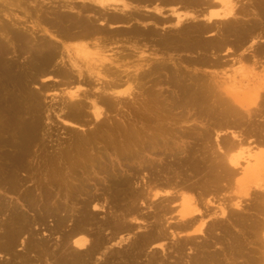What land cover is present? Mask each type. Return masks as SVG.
Returning a JSON list of instances; mask_svg holds the SVG:
<instances>
[{
  "label": "rangeland",
  "instance_id": "1",
  "mask_svg": "<svg viewBox=\"0 0 264 264\" xmlns=\"http://www.w3.org/2000/svg\"><path fill=\"white\" fill-rule=\"evenodd\" d=\"M17 1H19V2H17ZM64 1L65 2L69 1L70 3L71 2L72 3L75 2L76 4H78V3H82L84 1L90 3L91 0H88V1L87 0H73V1L72 0H0V41L3 42V44L1 42V45L4 46V44L6 43L5 47H8V41H9V38H8V27H10V29H12V30H15V29H17L18 25L23 26L24 28H27V30H29V31H32V30L36 29V31H35L36 34L35 35H37L39 37H45L46 39H50L51 41H54L55 43L60 44L62 48H63L64 45L74 46V44H77V42H74V41L73 42L63 41L62 39L57 37L53 32H51L52 29L49 30L45 26V24L42 23L41 20L38 17H36L37 15H39V12H40L38 10H41L42 13L44 12V14H47L49 16L50 14L46 13V12L48 10H51V9H48L50 7V5L52 4L53 6L54 5L56 6V5H59V4L63 3ZM111 1H113V0H111ZM126 1L127 0H117L116 5L121 7V4L123 2L127 3ZM243 2H245V0ZM72 3H71V5H72ZM128 6H129V8L124 9V10H130V8H132V9L134 8L133 10L137 9L141 13H145V14L153 15V13H154L155 15L161 16V17H169V18L170 17H174V15H173V13L171 11L172 9H170L171 8L170 6H167V7L163 8V9H161L160 13L158 11H156V9H153L154 5L153 6L149 5V7H148V6H132V5L129 4ZM67 8L59 7V10L60 11L61 10L62 11H67V12H71V13L77 11V9H72L70 7H69L70 9H67ZM31 11H32V13H31ZM8 15L10 17L12 16L11 18H13V16H15L13 18L14 20L9 18ZM20 17H21V19H19ZM35 18H36V20H35ZM15 20L17 21V25L12 24V23L15 22ZM174 20H175L174 18H173V20L171 18V21H168L169 23H167V22L160 23L159 22L157 24H154V22H151V21H148V20L146 22L142 23V24L138 23V22H135V21H134L135 24H134V22H131L132 25H134L136 27H140L142 29H146L148 27V28L152 29V31H154V32H152L153 40H146V38H140V39L139 38H133V39L112 40V41L107 42L105 44L101 42L99 45H95V46L90 45V49L92 50V53H91V56H89V59H86L87 61L78 59L76 57V55H74V54L72 55L73 58L71 56L70 57L66 56L65 59H64L65 61L63 60L62 64L58 60L56 62L57 64L55 65V68L56 67L63 68V65L65 64L66 68L72 67V69H73V71L71 73H72V77L75 80V82H73V84L70 83L69 84L70 86H68L65 82H61L63 80H61V78L59 76L53 77L52 75L51 76L50 75H47V76H38L37 75V78H36V81H35V79H33V77H31V76L34 75L33 74L34 71H31V69H27V70H24V71H20L19 70L18 63L22 64L24 62L23 64H25L26 61H27V59H26L27 55L25 53L24 54H21V52H18V53L17 52H15V53L14 52L13 53L10 52V53H8V48L2 54H1V52L3 50L0 51V54H1L0 55V64L2 66V67L0 66L1 67V69H0V87H1L0 88V135H1L0 136V140L2 141L4 139V141L0 142V184H1L0 185V201H1V203L4 202V204H6V205L8 203L13 205V202H14V206L19 205V206H16V208L22 210L25 215L28 213L30 215V217H32L33 214L35 216H37L36 214L38 212V215L40 214L41 217L43 218L42 213H41L43 211H40L43 208L41 206L42 202L39 200L41 198H43L45 201H46V199L50 200V204L51 205L59 202V204L63 203V204L60 205V206L64 205L65 208L63 207V209H66L68 206H69L68 209L70 208V211L67 210L68 214L70 212V215H67V217L64 216L63 209L61 208L62 210L61 209L60 210L62 212L60 210L59 211L57 210L58 212L55 213V215H53V216L51 214H45L43 219L40 217L42 219L41 221H43V220L45 221V219H46L45 222H42V223L38 222V223H36V226H35V224H33L31 226V229L33 228L32 230L36 234H39V236L36 235V234H35V236H30V237L33 238V240H32V238H30L32 241H34L35 243L37 242L36 244H34V242L32 244L31 240L29 241L33 245L32 246L29 243L30 245H29L28 250L31 249L32 250V251L30 250L31 252L27 250L24 253H22L23 249H21V247L23 248V243H25L27 241V237H26L28 235L27 232H24V233L20 232V234L17 233V235L15 237V240H13L14 243L12 242V244L10 245V248L8 247V242H7L8 241V238H7L8 235H7V237H6L7 239H6L4 237V236H6V234H4V235L0 234L1 235L0 239H3V241L0 240L1 241L0 246L2 245V242L6 243V245L3 244L1 246V248H3L4 251L6 249V251L5 252H3V251L0 252V264H11V263L12 264H20V263L21 264L22 263L27 264V262H29V264H31V263L32 264H63V262L65 260H67V261H65L64 264H79L80 260H81L80 264H86V263L87 264H117V263L118 264H125V263L126 264H200V263L201 264H231V263L232 264H264V240H263L264 239V234H263V232H264V225H263L264 224V209H263L264 208V206H263L264 205V200H263L264 199V182H263L264 181V176H263L264 173L261 176V179H260L261 181L251 178V179L254 180V182H252V180L250 181L249 177L245 178L243 176L245 179L243 177L242 178L239 177V181L240 182L238 183V185H236V182H234L235 180L226 181L225 180V178H227L226 176H225V178L222 177L223 179L220 178V177H219L220 179L219 178L217 179V177L219 176L218 174L220 173L219 169L221 168V166L217 165L215 163L217 159L220 161L219 158H222V156L220 157L221 154H220V151L218 150V146H216L217 141H219L223 137H226V138L228 137V138L231 139L232 138L231 136H233L232 134L235 131H238V130L239 131H244V134H243V137L245 135V137H244V142L245 143L244 144L245 145L247 144L246 146H244L245 149L247 148L248 145H249L248 148H250L252 146V144L250 145L249 142L250 143L252 142L251 138H253V136L251 137L250 135H251V132L253 133L254 129H252V130L250 129L251 130L250 131V130H248V128H254V126H256V124H258L257 121L261 120V118H259L260 116H258V118H259L258 120H257V118H252L253 120H255L256 124H255L254 121H252V119H250L251 120L250 121L251 122L250 123L251 127H249L247 124H246L247 126L245 124H243V123H246V122H248V124H249V121L244 119V121H246V122L243 121V123H242L243 125L239 126V128L236 126L237 128L236 127H231V129H230L229 128L230 125H229V127H226L227 125L223 126V127H226L228 129L227 130L226 128H221L220 126H218V122H220L221 118L224 119V117H225V120L229 119L230 116L232 117V114L229 117L226 118L227 114L225 113V110H223L221 108V106H220L221 110L224 112L223 113L220 110V108H218L219 106L216 103H213V101H211L213 99H211V100L210 99H206L205 101H203L202 105L198 104V102H197V106H196V102H195V105H194V103H192V101L189 100L188 97L185 98L184 95L180 94L179 91H181V90H179V88L178 89L175 88L174 83L173 84L171 83L172 82L171 79H170L171 77H170L169 74H167L168 72H164V70L159 69L160 71H157V73L155 75H153V76L151 75V76H148L147 78L145 77L144 79H142L141 83H140L139 80H137V78H136L137 81H135L133 79L134 78L133 76H135L138 73H141V71L143 72V70L144 71L147 70L151 66L154 67L153 66L154 64H156L155 66H157L159 63H161V62L163 63L164 62L165 64H167V66L169 65L171 67V66H174L175 62L178 64V61H181L182 58H186V57L188 58V57H193L195 55H198V53L190 54V53H187V52H184V51H177L174 48L170 49L171 47H166V48L162 49V48H160L162 46H159L156 43L157 41L155 39L161 37V35L165 31H168V30L173 28V25L175 24ZM6 24H7V26H5ZM98 24L102 25V22H98ZM139 24H140V26H138ZM141 25H142V27H141ZM263 25H264V23H263ZM29 26H31V27H29ZM119 26H120V28H122V27H124L126 25L118 23V24H114V25H109L108 27H110V28L117 27L118 28ZM145 26H146V28H143ZM3 27H5V28H3ZM33 27H35V28H33ZM28 33H30V32H28ZM210 35H212V34L205 33V34L201 35V39H203V38L205 39V38L209 37ZM32 36H34V35L32 34ZM154 41H155V43H154ZM97 46H99V47H97ZM103 49L106 51L104 53L105 55L102 52V51H104ZM167 49H169V50H167ZM97 50L99 51L98 54L95 53ZM11 51H12V49H11ZM131 51H132V53H131ZM101 53H102V55H101ZM117 54H119V55H117ZM126 54H128V55H126ZM221 54H224L223 55L224 58L227 59V57H228L230 59L229 56H227V55L225 56V52L224 51ZM107 55H110V56L108 57ZM92 56L93 57H98L100 60H104L106 63L108 62V66L110 65V67L113 66V67L117 68V70L115 68H113V70L115 69L117 72L121 71V74L123 73L122 75L119 74L120 75L119 79L122 76V78L120 79V80H122V81H120L122 84H121L120 87L118 86V88H116L117 92H113V95H112V91H107V93L109 94L108 95L107 93H103V92H106L105 90L104 91L100 90V89H102V87H101L102 82L104 83L106 81V79L107 80L108 79L111 80V78L113 76L106 75V77L105 76L104 77H102V76L99 77L98 73L96 74V72L94 73L92 71H87L88 68L91 67L92 63H93L92 67L95 64L99 63L98 61L92 60L91 59ZM121 56H123V57H121ZM70 58H72L71 61H70ZM108 58H109V60H108ZM138 61H139V63H138ZM12 63H14V69L15 70L14 69H10L7 66L8 64L12 65ZM243 64H244V62H243ZM25 65H23L24 69H25ZM182 65L183 66H187V65H185V63H183ZM238 65H239V63H236L232 67H228L226 70H222V72H220L221 69H218L217 71H213L212 69H206V68L201 69V70L198 68L199 69V71H198L197 69L193 70V68H191V67L185 68L184 70H185V74H187V75H185L187 78L188 77H192V75L199 74V73H200V75H201V73H204L203 76L205 75V77H206V76H210L209 73H211V75H212V72H219L218 73L219 75L217 77L214 76L212 78L213 79L216 78L217 81L219 80L221 82V84H223L224 88H227V87L231 88V85L233 84V83H231V80H233V78L235 79V76H237V72L238 71H236V68H237ZM263 66H264V60L263 59L257 61V63L253 62L252 60L248 61V62L245 61L243 69H245L247 72L249 71L250 73L248 72L244 76L247 79H249V77L251 78L253 76L254 79L253 78H251V79H253L254 81L256 80L257 82H259L260 80L264 81V71H263L264 67ZM3 67H5V68H3ZM15 67H18V68H15ZM179 67L181 68V66H179ZM171 68H172L171 70H173V67H171ZM246 68H248V69H246ZM122 70H123V72H122ZM14 71L16 72V76L17 77L15 76ZM2 73H4V74H2ZM102 74H104V73H102ZM113 74H115V73H113ZM190 74H192V75H190ZM129 75H131L132 77L129 76ZM157 75L159 76L158 78L156 77ZM222 76H223V78H222ZM19 77H20V79L18 81ZM56 77H58V78H56ZM162 77H163V79H162ZM246 78L243 77V79H246ZM167 79H169L171 81V82L170 81L169 82L172 85H170V83L168 82ZM101 80H102V82H101ZM123 80H126V81L129 80V82L128 83L127 82L123 83ZM253 80H251V81H253ZM155 81H157V82L159 81V83H157ZM166 82H168V84ZM222 82H225V83H222ZM71 84H72V86H71ZM141 84H143V86H141ZM43 86L44 87L47 86L48 88L50 87V90H48L47 87L44 88ZM67 87H69V88H67ZM99 87H101V88H99ZM223 87H222V89L218 88L216 90H222L223 91V89H224ZM46 88H47V90H46ZM4 89H6V90H4ZM25 89H26V91H24ZM177 90H179L178 94H177ZM45 91H47V92H45ZM74 91H77V94H79V95H77L78 96L77 98L74 96V99H73V97H71L70 95ZM113 91H115V89ZM25 92H26V94H25ZM79 92H81V93H79ZM83 92H85V93H83ZM169 94H171V96ZM102 95L107 97V98H109V96H110V99H111V96H112V98L114 97L112 100H114V107L115 108L114 107H107V106H105V104L103 106V103H101V101H100L101 99H99V97L101 98ZM33 96L35 98H32ZM115 96H116V98H115ZM142 97H144V98H142ZM120 98H121V100H120ZM145 98H146V100H145ZM73 100H74V102H72ZM176 100L178 102H180V100H181L183 102V104H182V102L178 103ZM120 101H122V102H120ZM34 102H36V103H34ZM71 102H72V104H71ZM73 103L76 106V109H75V106H73ZM263 103H264V100L261 101V104H262L263 110H264V104ZM185 105H187V106H185ZM209 105H210V107H209ZM31 106H33V107L31 108ZM83 106H84V108H83ZM182 106H183V108H182ZM163 107L165 108L166 111H164ZM80 108H82L80 110V112H77V111H79ZM173 108H175V109H173ZM217 108H218V111H217ZM35 109H37V110H35ZM111 110H113V111H111ZM170 110H172L171 113H169ZM9 111H10V113H9ZM70 111H72V112L70 113ZM34 112H35V114H34ZM218 112H220V113H218ZM195 113H196V115H195ZM75 114L77 115V117L79 115L81 117L80 119H82V117H83V119L88 120L87 122H86V120H84L87 124L82 120V123L84 122V125L81 126L82 123L80 124V123H77V122H74V121H69L66 118L69 115L75 116ZM103 114H105V115H103ZM119 114H120V116H119ZM154 114H156V115H154ZM170 114H172V115H170ZM174 114H176V115L174 116ZM222 114L223 115L225 114V116L223 117ZM136 115H138V116H136ZM165 115H167V116H165ZM181 115L183 117H181ZM104 116L107 117L104 120H106V121H108L110 123L105 122V124L107 123L106 126L105 127L103 126L102 128H101V126H99V130L97 128H94L95 127L94 124H96L98 122V120H101L100 118H102ZM220 116H221V118H220ZM10 117H12V118H10ZM117 117H118V119H117ZM177 117H178V119H181V120H178ZM34 118H35V120H34ZM170 118H171V120H170ZM22 120H23V122H22ZM119 120H120V122H119ZM216 121H217V124H215ZM27 122L28 123L31 122V124H28ZM32 122L33 123L35 122V124H33ZM16 123H18V124H16ZM20 123L22 124V126H20L21 129L18 127ZM26 123H27V125H26ZM36 123H37V125L39 124L38 128H35V126H34V125H36ZM119 123H120V125H119ZM23 124H25V126ZM111 124H113V125L111 126ZM122 124L125 125V127L126 126L128 127V128L127 127L125 128L123 126V129L125 128L127 132H123V129L121 130V128H119ZM229 124H231V126L233 125L232 122H230ZM118 125H119V127H118ZM252 125H253V127H252ZM152 126L154 128L156 127L155 130H154V128ZM162 126H164V127H162ZM33 127L35 129H37V130L39 129V132L37 130L36 131L32 130ZM129 127H131V128H129ZM135 127L136 128L138 127V128L136 129ZM245 127H246V129H244ZM22 128L23 129L26 128V131L28 130V133L29 132H31V133H29V134L27 133V135H25L24 133H22L23 131H25V130H22ZM91 128H92V130L95 129L96 131L98 130L99 132L97 131V133L94 134V132H96V131L94 130V132H92ZM100 128H101V130L104 129L107 132L101 133ZM118 128L120 130H118ZM159 128L162 129V132L159 131V135H160V137L162 139L158 137V142L160 140L162 141L163 138L165 137L166 139H168L167 141H169V142H167V144L169 143L168 144L169 147H173V146L176 147L177 146L176 148H177L178 152H176V148L175 147H174V151H170V149L165 148V150L167 149L166 152H165L163 142L160 141L159 142L160 144H158V142L155 141L157 143L152 142V144H153V146L156 144V148L157 149L158 148L161 149V151L159 149L156 150L157 151L156 153H159V154H155V153L148 154V153H146L145 156H144L145 152H142L143 151L142 149L147 145L148 142H149V144H151L152 138L154 140H157L156 138L158 136L157 133H158V129ZM156 129H157V131H156ZM29 130H32L33 132L29 131ZM81 130H82V132H81ZM111 130H113V132ZM201 130H203V131H201ZM205 130L207 131L208 134L211 133L210 134L211 137L209 136V138H207V139H206V137H204V139L206 141L202 137L203 134H206ZM19 131L22 134L18 133ZM90 131L93 133V137L94 136H98V138L97 137L96 138L95 137L92 138V136H91L92 134H90L91 133ZM130 131H131V133H129ZM135 131L138 132V135H136L137 132L135 134ZM140 131H142V132H140ZM239 131L237 133H239ZM70 132H72V133H70ZM83 132H85V133H83ZM144 132H145V134H144ZM165 132L168 133V134H166ZM196 132L199 133L200 136ZM203 132H205V133H203ZM248 132H250V134ZM81 133H82V135L87 134V135H84V137L85 136L86 137L90 136V138L93 139V140H90L88 138L89 140L88 141L86 140L84 142V144H86L85 146H84V144H81V142H79V144H78V140L76 138H79V141L81 140V138L83 139V141L85 139H87L86 137L83 138V136H81ZM132 133L134 135H132ZM37 134H38V136H36ZM102 134H104V135H102ZM108 134H110V136ZM129 134H131L132 136L136 135L137 137L138 136H140V137L137 138L135 136L133 138ZM230 134H231V136H230ZM28 135H29L30 138L28 137ZM148 135H152V137L151 136L148 137ZM153 135L156 138H154ZM162 135H164V136L162 137ZM32 137H33V140L35 139V141H37V144L35 143L36 145L34 144L35 141L32 140ZM74 137H75V139H74ZM200 137L205 142H203L201 139L198 140V138H200ZM22 138H26L25 140H27V141H29V139H30V141L32 140L31 142L35 146L34 150L30 149L31 147H33L32 143L29 144L27 141H25V142H27L26 145L22 144V143H25ZM114 138L117 139V140L115 141ZM135 138H137V139H135ZM148 138L150 139V141H149ZM165 138H164V140H166ZM245 138H247V139L245 140ZM133 139H135L136 141L133 140ZM138 139H141L140 143H143L142 145H140L138 143L140 141ZM21 140H22V142L20 143ZM198 141H199V143H198ZM93 143L94 144L96 143L95 146L97 148L94 146ZM97 143H99V145ZM112 143H113V145H111ZM135 143H137L138 145L135 144ZM161 143H162V145H161ZM28 144H29L28 150L32 154H30L29 152H25V153L22 152L23 149H25L24 151H27V149H26L27 147H25V148H21V147L27 146ZM88 144H90L89 145L90 147H87ZM22 145H24V146H22ZM139 145H140V147H143V148L139 149L138 148ZM143 145H145V146H143ZM158 145H161L162 148H160V146H158ZM203 145L204 146L206 145V146L204 147ZM15 146H16V148H15ZM77 146H78V148H77ZM79 146H80V149L82 151L86 150L85 152H88L87 154L89 156L91 155L89 157V161L88 162L86 161L88 159L82 158L83 155H81L82 153H80L81 150L79 149ZM83 147H84V149H83ZM85 147H87L88 150ZM124 147H126V148H124ZM179 147H181L182 150ZM95 148H96L97 151L95 150ZM128 148H130V149L128 150ZM21 149H22V151H20ZM71 149H73V151ZM74 149H76V150H74ZM78 149L80 151H77ZM155 149H154V152H155ZM103 150H105L107 152V154H108L107 156L108 157H104V156H106V154H105L106 152L103 153ZM131 150H132V152H131ZM137 150H140V151H138V153L139 152L143 153V154H139L140 156H142V155L144 156V157L142 156L143 160H144L145 157H146L145 160H147V162L151 160L150 162L152 163V165H151L150 169H147L145 171H143V170L141 171L140 169H139L140 171L138 170V168H141V167H139L141 165L137 161V159L135 158V156L137 155V153H136ZM168 150H169V153H168ZM34 151H36V152H34ZM84 151H83V153H84ZM133 151H135V154H134ZM74 152L77 155L80 154L82 156L81 157L79 155L80 156L79 157V156L75 155V156H77L78 160H81L80 162L84 163L86 161L85 162L86 164L84 163L83 166H84V168L88 167V169L83 171L84 168L81 167L82 163L80 164L79 161H77V163H75L76 162V157L74 156V154H75ZM77 152H79V153H77ZM116 152H119V153H116ZM148 152H149V150H148ZM172 152H174L175 154L172 153ZM18 153L19 154L22 153V158L20 157L21 154L19 155ZM62 153L66 154L68 156L61 155ZM68 153H70L71 155L68 154ZM101 153L104 154L103 157L101 156V155H103ZM123 153H124V156L126 154L127 157L125 156V158H124L123 157ZM129 153H130V156L128 155ZM206 153H207V155H206ZM216 153H218V157H219V158L217 157V159H216V155L214 157V154H216ZM14 154H16V155H14ZM24 154L25 155L28 154V156L25 157ZM35 154H37V155H35ZM59 154H60V156H59ZM87 154H85V156ZM98 154H99L100 159H102L101 161H103L104 159L106 160V158H108L106 160L107 161L106 168L103 167L104 166L103 164H106V162H104L105 160L103 161L102 164L101 163L99 164V162H100L99 160L100 159H98V156H97ZM9 155H11V156H9ZM38 155H39V159H38ZM69 155L72 156V157L68 158V157H70ZM197 155H198V157H197ZM210 155H212L213 157L211 158ZM128 156L129 157L132 156L133 159L135 158L134 161H133L132 158H130V159H132L131 161L128 160L129 159ZM194 156L197 157L196 159H197L198 162L195 160ZM15 158H16V160L18 158L21 160V161L19 160V162H21V165L23 164L22 167L25 170L21 167L20 163L17 162L18 160L17 161L15 160ZM50 158L53 161V163L50 160ZM62 158L64 159V161H62L63 160ZM66 158H67V160H66ZM93 158L95 159V161L96 160H98V161L97 162L93 161L94 160ZM122 158H124L126 160H124ZM56 159H57V162L55 161ZM84 159H86V160H84ZM213 159H214L215 162H212ZM25 161L26 162L28 161V162L25 164ZM73 161H74V163H73ZM90 161L94 165H97L96 166L97 169L95 168V166L92 163L91 164H87ZM121 161H122V163H121ZM48 162H49V164H52L51 165L52 167L48 164ZM59 162L62 163L63 167L60 165ZM108 162H110V163L112 162V163L108 164ZM127 162L129 164H127ZM96 163H98L100 166L102 165V167L106 171H104V169H102ZM123 163H126L127 165L126 164L123 165ZM214 163H215L216 166L214 165ZM217 163H218V161H217ZM24 164L28 165V166H25ZM120 164L123 165V166H121ZM108 165H110L111 168ZM182 165H184V166H182ZM11 166H12V168H11ZM48 166H49L50 170H49ZM53 166H54L55 170H54ZM91 166H92V168H91ZM107 166L109 167V169H107ZM114 166L116 167L115 171L113 170ZM202 166H203V168H202ZM27 167L29 168V170L27 169ZM135 167H137V170L140 173L136 172L137 170H136ZM20 168H21V170H20ZM69 168H70V170H68ZM100 168H101L102 174H101V171L98 172L100 170ZM133 168L136 171H134ZM170 168H172V169L170 170ZM177 168H179V169H177ZM208 168H210V169L212 168V169L209 170ZM56 169L57 170L60 169L59 170V172H60L59 174H58V171ZM89 169H90L91 172H93L91 174V176L87 173V172H89V171H87ZM95 169H96V171H95ZM129 169H130V171H129ZM174 169H176V170H174ZM9 170H10V172H9ZM52 170L54 171V173L52 172ZM74 170H76V172ZM108 170H109V172H107ZM197 170H198V172H196ZM70 171H72V172H70ZM112 171H113L112 175H114L115 177L119 176L118 174L121 172L120 173L121 174L120 177L124 178V179H121V185L122 186L119 189H121L123 186L125 188L123 187L121 190L118 189L119 192H121V193H119L117 188H116L117 186L119 187L120 182H118L119 184L116 183L117 186H114V183L116 182V181L114 182V180L112 179L114 176L109 175L110 172L112 173ZM201 171H204L205 173H203ZM51 172L53 173V177H51L52 176ZM78 172H80V173H78ZM84 172H86V173H84ZM103 172H105V174ZM116 172L118 173L117 176L115 175ZM135 172L137 173V175L133 178L131 174L135 173ZM13 173H15V174H13ZM75 173L79 174V175L81 174L80 175L81 177L77 175L78 178H76L77 176H76ZM172 173H174V174H172ZM56 174L58 176L59 175L60 176L58 177ZM106 174H108V175H106ZM123 174H125V176ZM222 174H223V172H222ZM15 175H17L18 178L15 177ZM103 175L106 176L107 178L103 177ZM168 175H169V177H168ZM141 176H142V179H141ZM154 176H156V177H154ZM239 176H242V175H239ZM9 177H10V179H9ZM19 177H20V181H19ZM73 177H75V180L78 179L77 182L72 180ZM79 177H80L81 180L79 179ZM109 177L113 180V184L110 183L111 185L110 184L107 185ZM115 177H114V179H115ZM126 177H129L130 183L132 181L131 186H130V184H128L130 187H127V188L125 186V185H127L126 184L127 183V178ZM131 177H132V179H131ZM21 178H22L23 182L21 181ZM117 178H118V181H120V178L119 177H117ZM117 178L115 180H117ZM148 178H150L151 181H150V179L148 180ZM11 179H13V180H11ZM38 179H39V181H38ZM48 179H50V181ZM111 179L109 180V182L111 181ZM179 179H180V181H179ZM10 180H11V184H8V183H10ZM67 180L70 183L69 185H71V187L73 186V184L75 185L77 191L76 190L74 191L75 187L72 189L70 186H67L68 185ZM165 180H167V181H165ZM170 180L172 182V183L170 182L172 185H171V187H168L167 190L168 189H170V190L173 189L172 192L174 194L177 192L176 196L174 195L172 197V201L174 200L173 203L175 201H176V203L169 204V203H172L171 201H169V203L168 202H162L161 204L164 205L166 208H169V209L170 208L174 209L173 207H175V209H177L178 206H179L177 204H179V200L181 201V199H179V198H181V195L179 193L182 190V194L184 196H187L188 198L190 197L192 199V201H194V202L197 201L196 205H198L197 207L200 210H199V212L197 213L196 216L199 217L201 215L203 217V220L205 222L204 226H203L205 235L203 233H196L195 235L193 234L192 236H186L184 234L181 235V233L177 234V231H175V230H173V228H171L172 225L175 224L177 219H176V221L174 220L175 218L174 219L172 218L174 221L172 219H170V218H168L170 220H166L165 219L166 217H170L171 216L170 213H168V215L166 217L160 218V220L162 222L160 221L161 223H160V225H158V227H160V229L162 231V232L160 231L162 233L161 239L159 241L158 240L157 241L156 240H153V241L151 240V242H147L146 241L145 243H143L142 240L143 241L146 240V238L144 236H147V234H144V236H143V233H146V232L149 233L150 232L151 235L156 233V232L153 231L154 223L152 221H154V220H152V219L155 218L154 217L155 216L154 213L157 212V209H155V208H158L157 205H159V203L157 204V201L161 197H163L164 193L163 194L161 193L162 196L158 195L157 197H155L156 199H154V198L151 199L152 196L148 195V197H150V199H149L147 197V195H146L148 200L146 199L147 201L145 200V203H143V204L141 203V201L137 202L132 197L130 198L129 195L131 194V191H132V193H134V191L138 190L139 188L140 189L142 188V190H140V191L145 190V182H149L150 181L151 185L152 184H158L161 187L164 184V182H169ZM12 181L14 183L16 182V185H17L16 187L17 188L13 189L12 187H14V186H11V189L9 188L10 185L13 184ZM71 181L73 182V184H71ZM154 182H156V183H154ZM203 182H204V184L205 183L206 184L204 185ZM88 183H90V184H88ZM176 183H178V186L180 184V186L178 187ZM13 185H15V184H13ZM62 186H64L63 189L61 188ZM78 186L80 188L77 189ZM107 186L109 188H107ZM238 186H240L241 188L238 187ZM69 187L73 191H70ZM160 187H157L156 189L161 190L162 188L160 189ZM66 188H67L68 192H73L74 194L68 193L66 191ZM87 188H88V190H90L89 194L86 193L88 196L86 194L83 195V193H81L79 191L81 189L82 192H83V190H84V192H86L85 190H87ZM129 188L130 189L133 188V189L130 190ZM177 188H179L178 190H180V191H177ZM12 189H13V192H12ZM27 190H29V191H27ZM40 190H43V193ZM126 190L127 191L129 190L130 194H128L129 192L126 194L125 193ZM162 190L160 192H162ZM248 190H250V191H248ZM33 191H34V193L36 195L35 194L33 195ZM47 192H48V196H49V193H50V195H53V196H49V198L51 197L50 199L46 197L47 196ZM110 192H111V194H110ZM160 192H159V194H160ZM25 193H26V197H27L28 194H30L29 196H31V195L32 196L31 197L28 196L26 198L25 197ZM44 193L46 195H43ZM60 193H61V195H60ZM80 193L82 195H80ZM173 193H171V194H173ZM233 193H235V194H233ZM20 194H21V196H20ZM22 194H24L23 196L25 197L26 200L23 199V201H22ZM70 194L73 195V196L75 195L76 198L73 197V196H72L73 198L70 197L74 201L73 200L71 201V199H69V195ZM121 194L123 196H121ZM178 194L180 195V197H179ZM235 195H237V196H235ZM260 195H262V196H260ZM65 196H66V198H65ZM117 196H118V198H117ZM126 196H127V198L129 196V198L127 199ZM201 196H203V198ZM32 197H35V198H33L32 201L34 203L35 202L37 203V205L34 204V205H36L35 207L37 209H39L38 208L39 205L42 207V208L39 209V211H36L37 209H33V206H34L33 202H30V205L32 204L31 205L32 209L30 207H28V205H26V203L29 204L28 201H31ZM37 197H39V198H37ZM176 197H179V198L175 199ZM193 198H194V200H193ZM205 198L207 200H209V201H206ZM233 198H234V200H233ZM256 198H258V199H256ZM68 199L70 200V202H69ZM95 199H97V200H95ZM123 199L125 200V203H124ZM132 199H133V201H132L133 203H131ZM48 200H47V202H49ZM55 200H57V201H55ZM152 200L154 202H156V203L153 202V204L149 208L148 206L151 204L150 202H152ZM160 200H162V198ZM238 200H240L239 201L240 205L237 208V206H234V205H236ZM45 201L43 202L44 204H46ZM53 201H55V202H53ZM259 201L261 203H259ZM71 202H72V204L74 202V205H72ZM126 202H128V203H126ZM242 202H244V203H242ZM81 203H82V205H81ZM87 203L89 204V206H88ZM125 204H127V206H125ZM128 204H129L130 207H132V205H133V207H135L134 205H136V208L139 207L140 210H141V213L144 214L143 215L144 218L145 217L146 218L145 219L143 218L144 219L143 221H140V220H136V221L135 220H130L129 221L128 218L124 219L122 217L123 213L125 211L124 208L125 207L128 208ZM155 204H157V205L155 206ZM55 205H57V204H55ZM172 205H173V207H172ZM152 206H153V208H152ZM240 206H241L242 210H241ZM82 207H84V209ZM221 207L224 208V209H222ZM258 208L259 209L261 208L260 211H258L259 210ZM151 209H155V211L151 210ZM32 210H33L34 213L32 212ZM80 210H81V212H80ZM222 211H224V214L222 213ZM241 211H243V212H241ZM261 211H262V213H261ZM151 212H153V213H151ZM172 212H173V215H174L175 212L174 211H172ZM4 213H6V212L3 211V214L1 213V215H0V228H2V226L4 227V225H6L5 222L8 221V219L6 218V214L7 213L6 214H4ZM60 213L63 214V215H61ZM147 213H150V215H148ZM238 213H240V214L238 215ZM242 215H244V216H242ZM57 217L59 218L58 220H57ZM220 217H222V218H220ZM52 218L57 220V221H60L63 218V222H62V220L60 222H62V224L64 226H62L61 223H60L61 229H60V227L58 228L59 224L55 220H54L55 221L54 222ZM95 218H96V220H95ZM239 219H240V221H238ZM244 219H245V221H244ZM260 219H262V220H260ZM255 220L258 221V223H259V226H257V227H253V226H255V224L256 225L258 224V223L255 222ZM211 221H213V222H211ZM246 221H247V223H246ZM250 221H251V223H250ZM105 222H106V224H105ZM109 222H110V224H109ZM137 222L140 223V224H138ZM53 223H54V225H53ZM91 223H93V224H91ZM166 223H167V225H165ZM220 223H222V224H220ZM253 223H255V224H253ZM37 224L38 225L41 224V225L38 226ZM210 224H212V225H210ZM55 225L57 226V228L55 227L57 230L54 228ZM125 225L128 226V227H131L132 228L131 229L132 232L130 231L129 234H126L125 232H121V230L124 227H126ZM221 225H222V227H221ZM98 226L101 227V231H100V227H98ZM147 227H148V229H147ZM215 227H216V229H215ZM48 228H50V229H48ZM71 228L72 229L73 228L87 229V231L90 232V234L88 232V235H90L89 238L90 239L93 238L95 241L93 239H91V240H93L94 243L97 242L96 241V239H97L96 236L99 237L100 239H104L105 236L106 237L109 236V234L111 232H113V233L116 232L118 234L113 238L115 240L112 239L113 241H110L107 244V249L104 248V250H102L99 254L91 255L92 252L91 253H85V251H83L81 249H78V248L75 249L76 247L73 244H69V246L67 248L68 250L64 246H62V239L65 236V234H67L66 231L70 230ZM111 228H113L114 230L116 228L118 231H116V230L114 231L113 229H112L113 231H111ZM35 229H37V232H36ZM168 229H169V231H168ZM221 229L223 231H221ZM97 230H99V231H97ZM226 231H228V232H226ZM34 232H32V235H33ZM64 232H65V234H64ZM93 232H95V233H93ZM172 232H174V234H172ZM100 233H102L103 235L100 234ZM161 233H160V235H161ZM150 236H148L147 239H149ZM3 237L5 238V241H4ZM17 237L19 238V240H17L18 242L16 241V239H18ZM46 238L48 240H46ZM189 238H190V240H189ZM134 239H135V241H134ZM23 240H24V242H23ZM42 240H46L47 242L44 241L45 243H42L43 242ZM137 240H138L137 243H139L138 245L142 246L144 244L142 246V248L136 246L137 245V243H136ZM187 240H188V242H187ZM133 241H134V243H133ZM148 241H150V240H148ZM189 241H190V243H189ZM57 242H59V247H55V246H58ZM93 242L91 241V245L94 244ZM149 243H151V244H149ZM43 244H45V245H43ZM41 245H43V246H41ZM71 245L73 246V248H72ZM196 245L199 248H197ZM200 245H202L203 247L201 246L202 247L201 248ZM207 245L209 247H207ZM44 246H45V248H44ZM46 246H48V248ZM55 248L59 249L57 254H53V253H55V251H57ZM131 248H132V250H131ZM10 249H11V251L7 252V250H10ZM44 249L47 250L46 253H44L45 252ZM62 249H63V251H62ZM71 249L74 250V252H76L77 250L80 253L83 252L82 253L83 256L81 257L82 254H78V253L75 255V253H73V251ZM68 251L70 252V254H68L69 253ZM118 251H119V255L121 254L120 255L121 257L118 255ZM26 252H28V253H26ZM32 252H34L35 255ZM25 253H26V255L29 254V255H27V258L31 257L29 259L30 261L29 260L26 261L27 259H24V257H26V256H21V255H24ZM71 253L74 254V257L77 260L74 259V261H73L70 258L72 256L69 257V255H71ZM37 254H38L39 257L41 256L40 258H43V259H40L39 257H37ZM54 255H55V257H54ZM79 255H80V257H78ZM90 255H91L92 258L90 257ZM87 256L89 258H91V259L89 260V258H87ZM61 257H62V259H61ZM66 257H67V259H66ZM37 258H39L40 260L37 259ZM50 258H51V260H50ZM19 259H20L21 262L19 261ZM31 259H33L34 262ZM84 260H86L85 261L86 263L84 262ZM148 260H150L151 262L148 261ZM35 261H37V262H35ZM119 262H121V263H119Z\"/></svg>",
  "mask_w": 264,
  "mask_h": 264
},
{
  "label": "bare ground",
  "instance_id": "2",
  "mask_svg": "<svg viewBox=\"0 0 264 264\" xmlns=\"http://www.w3.org/2000/svg\"><path fill=\"white\" fill-rule=\"evenodd\" d=\"M73 1V0H72ZM88 1V0H87ZM242 1V2H241ZM127 0L126 2L127 3H122L121 4V7H119L118 5H116V2H117V0H113V1H111V0H91L90 1V3L89 2H86V1H84V2H82V3H78V4H76L75 2H71L72 3V5H71V3L69 2V1H64L63 3H61V4H59V5H50V7L48 8V9H51V10H48L46 13H49L50 15L48 16L47 14H44V12L42 13L41 12V10H38L36 7V9L38 10V11H40L39 12V15H37L36 17H38L40 20H41V22L42 23H44L45 24V26L50 30V29H52V31L51 32H53L57 37H59L60 39H62L63 41H70V42H77V44H74V46H71V45H64L63 46V48L61 47V45L60 44H58V43H55L54 41H51L50 39H46L45 37H39V36H37V35H35L36 34V29H34V30H32V31H29V30H27V28H24L23 26H20V25H18V27H17V29H15V30H12V29H10V27H8V38H9V41H8V47H5L6 45V43L4 44V46L3 45H1V42L2 41H0V51L1 50H3L2 52H1V54L8 48V53H10V52H21V54H26L27 56H26V59H27V61H26V65L25 64H19L18 63V67H19V70L20 71H24V70H27V69H31V71H34L33 72V76H31V77H33V79H35V81H36V78H37V75L38 76H47V75H52L53 77H55V76H59L60 78H61V80H63V81H61V82H65L68 86H70L69 84L70 83H72L73 84V82H75V80L73 79V77H72V71H73V69H72V67H69V68H66L65 67V64L63 65V68H59V67H56L55 68V65L57 64L56 62L59 60V62L62 64L63 63V60L65 59V57L67 56V57H72V55L74 54V55H76V57L78 58V59H80V60H84V61H87L86 59H89V56H91V53H92V50L90 49V45H92V46H95V45H99L101 42L102 43H107V42H110V41H112V40H120V39H133V38H146V40H153V34H152V32H154V31H152V29H150V28H146V26L145 27H143V28H146V29H142V28H140V27H136V26H134V25H132V23L131 22H138V23H144V22H146L147 20L148 21H151V22H154V24H157V23H165V22H167V23H169L168 21H171V18H172V20H173V18L175 19L174 20V22H175V24L173 25L172 23V25H173V28L172 29H170V30H168V31H165L162 35H161V37H159V38H157V39H155L157 42V44L159 45V46H162V47H160V48H162V49H164V48H166V47H171L170 49H176L177 51H184V52H187V53H190V54H192V53H198V55H195V56H193V57H186V58H182V60L181 61H178V64L175 62V64H174V66H171V67H173V70H171L172 68L168 65L167 66V64H165L164 62L162 63H159L157 66H155L156 64H154L153 66L154 67H150V68H148L147 70H143V72L141 71V73H138V74H136L135 76H133L134 78V80L135 81H137V80H139L140 81V83L142 82L141 80L142 79H144L145 77L147 78L148 76H153V75H155L156 73H157V71H160L159 69H161V70H164V72H168L167 74H169L170 75V79H171V81L169 80V79H167L168 80V82L170 81L172 84L174 83V86H175V88H179V90H181V91H179V90H177V94L180 92V94H182V95H184V97L186 98V97H188L189 98V100H191L192 101V103H194V105H195V102H196V106H197V102H198V104H203V101H205L206 99H213V100H211V101H213V103H216L219 107L218 108H220V106H221V108L223 109V110H225V113L228 115H226V118L227 117H229L231 114H232V117L230 116V118L229 119H226L225 120V114L223 115V117H224V119L223 118H221V116H220V122H218V126H220L221 128H226V127H229V125H230V129H231V127H238L239 128V126H241V125H243V124H247L249 127H251V120L250 119H252V118H257V120L259 119V118H261V120H256L257 122H258V124H256V122H255V120H253L252 119V121H254L255 122V124H256V126H254V128H248V130H252V129H254V131H253V133L251 132V137L253 136V138H251L252 139V142L250 143L249 142V144L251 145L252 144V146L250 147V148H248V146H247V148L245 149V147L244 146H246L244 143V137H245V135H244V137H243V134H244V131H239V133H237L238 131H235V132H233V136H231V134H230V136L232 137L231 139L230 138H226V137H223L222 139H220L219 141H217V144H216V146H218V150L220 151V157L222 156V158H219L218 157V153H216V154H214V157H215V155H216V159H217V157L220 159V161L217 159L216 160V162L214 161V159H213V161L212 162H215L217 165H220L221 166V168L219 169V171H220V173L218 174L219 176L217 177V179L220 177V178H222V177H224L225 178V176L227 177V178H225V180L226 181H231V180H235L234 182H236V185H238V183L240 182L239 181V177L240 178H242L243 176L245 177V178H247V177H249V179H250V181L252 180V182H254V180L253 179H256V180H259V181H261L260 179H261V176H262V174L264 173L263 171H264V110H263V106H262V104H261V101L262 100H264V81H259V82H257L256 80V82L253 80L254 79V77L252 76L251 78H253V79H251L250 77H249V79H247L244 75H246V73H248L245 69H243V66H244V64H245V61L246 62H248V61H253V62H256L257 63V61H259V60H261V59H263L264 60V25H263V23H264V0H245V2H243L244 0ZM12 2V1H11ZM17 2H19V1H17ZM38 2V1H37ZM80 2V1H79ZM94 3V4H93ZM13 4V3H12ZM132 5V6H148L149 7V5H151V6H153V9H156V11H158L159 13L161 12V9H163V8H165V7H167V6H170L171 8L170 9H172L171 11H172V13H173V15H174V17H161V16H157V15H155L154 13H153V15H150V14H145V13H141L139 10H133L132 8H130V10H124V9H127V8H129V6L128 5ZM23 5V4H22ZM36 6V5H35ZM38 7V6H37ZM45 7V6H44ZM43 7V8H44ZM47 7V6H46ZM59 7H64V8H67V9H70V8H72V9H77V11L76 12H73V13H71V12H67V11H60L59 10ZM70 7V8H69ZM113 9V10H112ZM10 10V9H9ZM34 10V9H33ZM11 11V10H10ZM9 11V12H10ZM11 13V12H10ZM31 13H32V11H31ZM12 14V13H11ZM41 14V15H40ZM152 14V13H151ZM10 15V14H9ZM8 15V16H9ZM35 15V14H34ZM12 17V16H11ZM10 16H9V18H11ZM15 16H13V18H14ZM161 17V18H160ZM13 18H11L12 20H14ZM17 18V17H16ZM10 19V20H11ZM19 19H21V17L19 18ZM17 20V19H16ZM15 20V22L14 23H12L11 21V23L12 24H15V25H17V21ZM35 20H36V18H35ZM22 21V20H21ZM20 21V22H21ZM27 21V20H26ZM38 22V21H37ZM98 22H102V25L101 24H98ZM135 22H134V24H135ZM118 23H121V24H123V25H126V26H124V27H122V28H120V26L117 28V27H112V28H110V27H108L109 25H114V24H118ZM160 25V24H159ZM165 25V24H164ZM5 26H7V24L5 25ZM9 26V25H8ZM39 26V25H38ZM44 26V27H45ZM138 26H140V24L138 25ZM29 27H31V26H29ZM28 27V28H29ZM141 27H142V25H141ZM3 28H5V27H3ZM33 28H35V27H33ZM154 29V28H153ZM155 30V29H154ZM46 31V30H45ZM7 32V31H6ZM28 32H30V33H28ZM205 33H210V34H212V35H210L209 37H207V38H203V39H201V35H203V34H205ZM32 34L34 35V36H32ZM206 36V35H205ZM95 41V42H94ZM153 42V41H152ZM151 43V42H150ZM154 43H155V41H154ZM2 44H3V42H2ZM97 47H99V46H97ZM101 47V46H100ZM95 48V47H94ZM11 49H12V51H11ZM105 49V48H104ZM103 49V50H104ZM112 49V48H111ZM119 49V48H118ZM167 50H169V49H167ZM110 51V50H109ZM121 51V50H120ZM225 52V56L227 55V56H229L230 57V59L227 57V59L226 58H224V54H221L222 52ZM101 52V51H100ZM103 52V54L106 52L105 50L104 51H102ZM96 54H98L99 53V51L97 50L96 52H95ZM118 53V52H117ZM122 53V52H121ZM131 53H132V51H131ZM0 54V55H1ZM130 54V53H129ZM20 55V54H19ZM101 55H102V53H101ZM105 55V54H104ZM117 55H119V54H117ZM116 55V56H117ZM125 55V54H124ZM126 55H128V54H126ZM7 56V55H6ZM108 57L110 56V55H107ZM106 56V57H107ZM25 57V56H24ZM121 57H123V56H121ZM120 57V58H121ZM224 59H223V58ZM12 58V57H11ZM73 58V57H72ZM72 58H70V61H71V59ZM102 58V57H101ZM111 58V57H110ZM127 58V57H126ZM91 59L92 60H94V61H98L99 63L98 64H95L93 67H92V64H91V67L90 68H88V70L87 71H92V72H96V74L98 73V76L100 77V76H102V77H106V75H110V76H113L112 78H111V80H107L106 79V81L103 83L102 82V80H101V82H102V84H101V87H102V89H100V90H105L106 92H103V93H107V91H112V95H113V92H117L116 91V88H118V86L120 87L121 86V82L120 81H122V80H120L121 78H122V76H121V78L119 79V77H120V75L119 74H121V71H116L117 70V68H115V67H113V66H111L110 67V65L108 66V62L106 63L104 60H100L98 57H91ZM103 59V58H102ZM112 59V58H111ZM108 60H109V58H108ZM142 60V59H141ZM14 61V60H13ZM65 61V60H64ZM163 61V60H162ZM17 62V61H16ZM141 62V61H140ZM173 62V63H174ZM243 62H244V64H243ZM138 63H139V61H138ZM147 63V62H146ZM183 63H185V65H187V66H183L182 64ZM236 63H239V65L237 66V68H236V71H238L237 72V76H235V79L233 78V80H231V83H233L232 85H231V88H224L223 87V84H221V82L218 80L217 81V79L216 78H212V77H217L219 74V72H212V75H211V73H209L210 74V76H206L205 77V75L203 76V74L204 73H201V75H200V73L199 74H194V75H192V74H190V75H192V77H186L185 75H187V74H185V68H188V67H191V68H193V70L194 69H197L198 71H199V69L201 70V69H204V68H206V69H212L213 71H217L218 69H221L220 70V72H222V70H226L228 67H232L234 64H236ZM243 65H242V64ZM263 63V62H262ZM247 64V63H246ZM23 65H25V69H24V66ZM248 65V64H247ZM0 66H1V64H0ZM8 66V68H10V69H14V63H12V65H10V64H8L7 65ZM143 66V65H142ZM179 66H181V68L179 67ZM2 67V66H1ZM1 67H0V69H1ZM18 67H15V68H18ZM264 67V66H263ZM3 68H5V67H3ZM113 68H115L114 70H113ZM199 68V69H198ZM255 68V67H254ZM246 69H248V68H246ZM15 70V69H14ZM120 70V69H119ZM130 70V69H129ZM8 71V70H7ZM6 71V72H7ZM264 71V70H263ZM122 72H123V70H122ZM14 73H15V76H16V72L14 71ZM91 73V72H90ZM102 73H104V74H102ZM113 73H115V74H113ZM125 73V72H124ZM250 73V72H249ZM2 74H4V73H2ZM1 74V75H2ZM19 74V73H18ZM123 74V73H122ZM121 74V75H122ZM13 75V74H12ZM165 75V74H164ZM252 75V74H251ZM4 76V75H3ZM14 76V75H13ZM14 76V77H15ZM126 76V75H125ZM129 76H131V75H129ZM17 77V76H16ZM132 77V76H131ZM157 78L159 77L158 75L156 76ZM169 77V76H168ZM167 77V78H168ZM243 77L244 78H246V79H243ZM41 78V77H40ZM48 78V77H47ZM56 78H58V77H56ZM136 78H137V80H136ZM155 78V77H154ZM222 78H223V76H222ZM257 78V77H256ZM255 78V79H256ZM19 79H20V77L18 78V81H19ZM39 79V78H38ZM98 79V78H97ZM101 79V78H100ZM156 79V78H155ZM162 79H163V77H162ZM225 79V78H224ZM74 80V81H73ZM104 80V79H103ZM131 80V79H130ZM226 80V79H225ZM251 80H253V81H251ZM8 82V81H7ZM6 82V83H7ZM26 82V81H25ZM41 82V81H40ZM128 83L129 82V80H123V83ZM155 82H157V81H155ZM168 82H166L167 84H168ZM169 82V83H170ZM253 82V83H252ZM31 83V82H30ZM133 83V82H132ZM157 83H159V81L157 82ZM161 83V82H160ZM170 83V85H172ZM222 83H225V82H222ZM227 83V82H226ZM230 83V82H229ZM72 84H71V86H72ZM75 84V83H74ZM5 85V84H4ZM3 85V86H4ZM42 85V84H41ZM225 85V84H224ZM229 85V84H228ZM141 86H143V84H141ZM29 87V86H28ZM44 87V86H43ZM45 87H47V86H45ZM44 87V88H45ZM101 87H99V88H101ZM222 87L224 88L223 89V91L222 90H216V89H218V88H221L222 89ZM1 88V87H0ZM48 88V87H47ZM47 88H46V90H47ZM67 88H69V87H67ZM130 88V87H129ZM52 89V88H51ZM115 89V91H113ZM4 90H6V89H4ZM48 90H50V87L48 88ZM24 91H26V89L24 90ZM79 91V90H78ZM99 91V90H98ZM179 91V92H178ZM45 92H47V91H45ZM119 92V91H118ZM171 92V91H170ZM79 93H81V92H79ZM83 93H85V92H83ZM82 93V94H83ZM142 93V92H141ZM25 94H26V92H25ZM75 94V95H74ZM81 94V95H82ZM108 94V93H107ZM116 94V93H115ZM132 94V93H131ZM29 95V94H28ZM77 95H79V94H77V91H74L73 93H71V97H73V99H74V96L77 98L78 96ZM109 95V94H108ZM111 95V94H110ZM117 95V94H116ZM170 96H171V94H169ZM129 96V95H128ZM169 96V97H170ZM27 97V96H26ZM31 97V96H30ZM37 97V96H36ZM118 97V96H117ZM32 98H35L34 96L32 97ZM114 98V97H113ZM112 98V96H111V99H110V96H109V98H107V97H105V96H101V98L99 97V99H101L100 101H101V103H103V106H104V104H105V106H107V107H114V100H112L113 99ZM115 98H116V96H115ZM124 98V97H123ZM142 98H144V97H142ZM181 98V97H180ZM4 99V98H3ZM38 99V98H37ZM79 99V98H78ZM132 99V98H131ZM82 100V99H81ZM84 100V99H83ZM120 100H121V98H120ZM139 100V99H138ZM145 100H146V98H145ZM182 100V99H181ZM180 100V102H182ZM8 101V100H7ZM64 101V100H63ZM99 101V100H98ZM127 101V100H126ZM136 101V100H135ZM177 101V100H176ZM185 101V100H184ZM13 102V101H12ZM72 102H74V100L72 101ZM72 102H71V104H72ZM76 102V101H75ZM80 102V101H79ZM82 102V101H81ZM120 102H122V101H120ZM178 102V101H177ZM176 102V103H177ZM180 102H178V103H180ZM187 102V101H186ZM34 103H36V102H34ZM33 103V104H34ZM78 103V102H77ZM100 103V102H99ZM141 103V102H140ZM175 103V102H174ZM69 104V103H68ZM144 104V103H143ZM158 104V103H157ZM173 104V103H172ZM182 104H183V102H182ZM186 104V103H185ZM264 104V103H263ZM77 105V104H76ZM80 105V104H79ZM120 105V104H119ZM166 105V104H165ZM177 105V104H176ZM180 105V104H179ZM200 105V106H201ZM16 106V105H15ZM73 106H75L74 105V103H73ZM185 106H187V105H185ZM33 106H31V108H32ZM36 107V106H35ZM88 107V106H87ZM156 107V106H155ZM171 107V106H170ZM177 107V106H176ZM180 107V106H179ZM206 107V106H205ZM209 107H210V105H209ZM23 108V107H22ZM83 108H84V106H83ZM106 108V107H105ZM115 108V107H114ZM137 108V107H136ZM140 108V107H139ZM164 108V107H163ZM167 108V107H166ZM178 108V107H177ZM181 108V107H180ZM182 108H183V106H182ZM190 108V107H189ZM188 108V109H189ZM198 108V107H197ZM202 108V107H201ZM218 108H217V111H218ZM221 108H220V110H221ZM9 109V108H8ZM24 109V108H23ZM75 109H76V106H75ZM82 108H80L79 109V111H77V112H80V110H81ZM86 109V108H85ZM84 109V110H85ZM107 109V108H106ZM152 109V108H151ZM173 109H175V108H173ZM207 109V108H206ZM210 109V108H209ZM35 110H37V109H35ZM160 110V109H159ZM204 110V109H203ZM33 111V110H32ZM111 111H113V110H111ZM164 111H166L165 110V108H164ZM163 111V112H164ZM169 111V110H168ZM171 111L172 110H170V112L169 113H171ZM200 111V110H199ZM198 111V112H199ZM222 111V110H221ZM30 112V111H29ZM69 112V111H68ZM72 111H70V113H71ZM124 112V111H123ZM132 112V111H131ZM201 112V111H200ZM206 112V111H205ZM223 112V111H222ZM221 112V113H222ZM9 113H10V111H9ZM74 113V112H73ZM101 113V112H100ZM105 113V112H104ZM134 113V112H133ZM140 113V112H139ZM142 113V112H141ZM145 113V112H144ZM149 113V112H148ZM154 113V112H153ZM168 113V114H169ZM177 113V112H176ZM218 113H220V112H218ZM224 113V112H223ZM34 114H35V112H34ZM82 114V113H81ZM152 114V113H151ZM167 114V113H166ZM179 114V113H178ZM213 114V113H212ZM215 114V113H214ZM37 115V114H36ZM74 115V114H73ZM73 115H69V116H67L66 118L69 120V121H74V122H77V123H82V120L84 121V120H86V119H83V117H82V119H80L81 117L78 115V117H77V115L75 114V116H73ZM103 115H105V114H103ZM109 115V114H108ZM141 115V114H140ZM145 115V114H144ZM154 115H156V114H154ZM159 115V114H158ZM170 115H172V114H170ZM176 114H174V116H175ZM180 115V114H179ZM178 115V116H179ZM184 115V114H183ZM195 115H196V113H195ZM119 116H120V114H119ZM136 116H138V115H136ZM165 116H167V115H165ZM217 116V115H216ZM258 116H260L259 118H258ZM116 117V116H115ZM146 117V116H145ZM181 117H183L182 115H181ZM185 117V116H184ZM213 117V116H212ZM219 117V116H218ZM10 118H12V117H10ZM39 118V117H38ZM85 118V117H84ZM107 117H102V118H100L101 120H98V122L96 123V124H94V128H97L98 130H99V126H101V128L104 126H106V124H105V122H108V121H106V120H104V119H106ZM121 118V117H120ZM119 118V119H120ZM148 118V117H147ZM150 118V117H149ZM164 118V117H163ZM117 119H118V117H117ZM143 119V118H142ZM175 119V118H174ZM177 119H178V117H177ZM176 119V120H177ZM244 119L245 120H248L249 121V124H248V122H246V121H244ZM34 120H35V118H34ZM38 120V119H37ZM36 120V121H37ZM93 120V119H92ZM112 120V119H111ZM148 120V119H147ZM162 120V119H161ZM170 120H171V118H170ZM178 120H181V119H178ZM212 120V119H211ZM222 120V121H221ZM225 120V121H224ZM33 121V120H32ZM88 120H86V122H87ZM127 121V120H126ZM130 121V120H129ZM136 121V120H135ZM152 121V120H151ZM218 121V120H217ZM217 121L215 122V124H217ZM243 121L244 122H246V123H243ZM261 123H260V122ZM21 122V121H20ZM22 122H23V120H22ZM21 122V123H22ZM85 122V121H84ZM84 122L82 123V125L81 126H83L84 125ZM85 122V123H86ZM119 122H120V120H119ZM123 122V121H122ZM230 122H232V126H231V124H229ZM19 124V128L21 129V127L20 126H22V124ZM28 123V122H27ZM27 123H26V125H27ZM33 123V122H32ZM39 123V122H38ZM108 123H110V122H108ZM243 123V124H242ZM253 123V122H252ZM16 124H18V123H16ZM28 124H31V122L30 123H28ZM33 124H35V122L33 123ZM76 124V123H75ZM87 124V123H86ZM89 124V123H88ZM91 124V123H90ZM105 124V125H104ZM254 124V125H255ZM15 125V124H14ZM24 126H25V124H23ZM79 125V124H78ZM113 124H111V126H112ZM119 125H120V123H119ZM119 125H118V127H119ZM146 125V124H145ZM144 125V126H145ZM155 125V124H154ZM153 125V126H154ZM163 125V124H162ZM227 125V126H226ZM244 125V126H245ZM246 125V126H247ZM35 126V128H38V126H39V124L37 125V123H36V125H34ZM37 126V127H36ZM115 126V125H114ZM122 126V127H121ZM119 128H121V130L123 129V126L125 127V125H121ZM152 126V127H153ZM223 126H226V127H223ZM41 127V126H40ZM85 127V126H84ZM117 127V126H116ZM115 127V128H116ZM127 127V126H126ZM125 127V128H126ZM133 127V126H132ZM148 127V126H147ZM160 127V126H159ZM162 127H164V126H162ZM236 127V128H237ZM252 127H253V125H252ZM34 127H33V129L32 130H37V129H35ZM93 128V127H92ZM92 128H91V131L92 132H94V130H92ZM101 128H100V131H101V133H105V132H107V131H105L104 129V131L103 130H101ZM118 128V130H120ZM123 129V132H127L126 131V129ZM128 128V127H127ZM129 128H131V127H129ZM136 128V127H135ZM138 128V127H137ZM136 128V129H137ZM154 128V127H153ZM156 128V127H155ZM155 128H154V130H155ZM168 128V127H167ZM220 128V129H221ZM242 128V127H241ZM28 129V128H27ZM146 129V128H145ZM149 129V128H148ZM160 129V128H159ZM158 129V136H157V138L156 137H154V135H153V137L154 138H156L157 140H154L153 138H152V140H151V144H149V142L147 143V145L145 146V145H143V146H145L144 148L143 147H140V145H142L143 143H140L141 142V139H138V140H140L138 143L140 144L139 145V149H141V148H143L142 150V152H145L144 153V156H145V154L146 153H148V154H153V153H155V154H159V153H156L157 151L156 150H158L157 148H156V144L153 146V144H152V142H154V143H157L158 142V137L159 138H161L160 137V135H159V131H161L162 132V129H160L159 130ZM227 129V128H226ZM244 129H246V127L244 128ZM11 130V129H10ZM22 130H25L26 131V128H22ZM21 130V131H22ZM32 130H29V131H32ZM97 130V131H98ZM115 130V129H114ZM129 130V129H128ZM134 130V129H133ZM169 130V129H168ZM188 130V129H187ZM228 130V129H227ZM237 130V129H236ZM250 130V131H251ZM25 131H23L22 133H24L25 135H27V133H28V130L25 132ZM38 132H39V129L37 130ZM75 131V130H74ZM90 131V132H91ZM96 131V130H95ZM97 131L96 132H94V134L95 133H97ZM112 132H113V130H111ZM138 131V130H137ZM137 131H135V134H136V132ZM152 131V130H151ZM156 131H157V129H156ZM167 131V130H166ZM170 131V130H169ZM173 131V130H172ZM201 131H203V130H201ZM206 131V130H205ZM33 132V131H32ZM79 132V131H78ZM81 132H82V130H81ZM90 133V134H92L91 136H92V138H98V136H94L93 137V133ZM99 132V131H98ZM119 132V131H118ZM133 132V131H132ZM140 132H142V131H140ZM185 132V131H184ZM211 132V131H210ZM221 132V131H220ZM230 132V131H229ZM18 133H21L20 131L18 132ZM21 133V134H22ZM29 133H31V132H29ZM28 133V134H29ZM70 133H72V132H70ZM74 133V132H73ZM80 133V132H79ZM83 133H85V132H83ZM88 133V132H87ZM109 133V132H108ZM129 133H131V131L129 132ZM134 133V132H133ZM132 133V135H134ZM166 133V132H165ZM187 133V132H186ZM185 133V134H186ZM197 133V132H196ZM203 133H205V132H203ZM227 133V132H226ZM231 133V132H230ZM237 133V134H236ZM249 134H250V132H248ZM77 134V133H76ZM75 134V135H76ZM89 134V135H90ZM140 134V133H139ZM144 134H145V132H144ZM147 134V133H146ZM154 134V133H153ZM156 134V133H155ZM161 134V133H160ZM166 134H168V133H166ZM184 134V133H183ZM193 134V133H192ZM199 136H200V134L199 133H197ZM211 134V133H210ZM210 134H208L207 133V131H206V134H203V139H204V137H206V139L207 138H209V136H210ZM229 134V133H228ZM35 135V134H34ZM72 135V134H71ZM70 135V136H71ZM74 135V136H75ZM84 135H87V134H84ZM84 135H82V133H81V136H83V138H85L84 137ZM100 135V134H99ZM102 135H104V134H102ZM109 136H110V134H108ZM112 135V134H111ZM129 135H131V134H129ZM131 135V137H135L136 135H138V132H137V134L135 135V136H132ZM141 135V134H140ZM226 135V134H225ZM1 136V135H0ZM36 136H38V134L36 135ZM77 136V135H76ZM101 136V135H100ZM145 136V135H144ZM149 136H151L152 137V135H148V137ZM156 136V135H155ZM164 135H162V137H163ZM188 136V135H187ZM249 136V137H250ZM23 137V136H22ZM27 137V136H26ZM28 137H29V135H28ZM103 137V136H102ZM137 137V136H136ZM140 136H138L137 138H139ZM146 137V136H145ZM144 137V138H145ZM150 137V138H151ZM189 137V136H188ZM211 137V136H210ZM248 137V136H247ZM30 138V137H29ZM35 138V137H34ZM87 139H85L84 141H83V139L81 138V140L79 141V138H76L77 140H78V144H79V142H81V144H84V142L87 140H93V139H91L90 138V136L89 137H86ZM89 138V139H88ZM116 138V137H115ZM114 138V140L116 141L117 139H115ZM137 138H135V139H137ZM165 138V137H164ZM164 138H163V140L161 141V142H163V145H164V150H165V148H168V149H170V151H174V147L175 146H173V147H169V143L167 144V142H169V141H167L168 139H166V140H164ZM176 138V137H175ZM190 138V137H189ZM194 138V137H193ZM2 139V138H1ZM20 139V138H19ZM23 139V141L25 142V141H27V140H25L26 138H22ZM74 139H75V137H74ZM113 139V138H112ZM135 139H133V140H135ZM149 139V138H148ZM162 139V138H161ZM197 139V138H196ZM195 139V140H196ZM199 139H201V137L200 138H198V140ZM203 139H201L203 142H205ZM214 139V138H213ZM212 139V140H213ZM247 138H245V140H246ZM7 140V139H6ZM32 140H33V137H32ZM31 140V141H32ZM70 140V139H69ZM95 140V139H94ZM98 140V139H97ZM110 140V139H109ZM146 140V139H145ZM200 140V141H201ZM2 141H4V139L2 140ZM1 140H0V142H2ZM30 141V139H29V141H27L29 144L30 143H32ZM33 141H35V139L33 140ZM74 141V140H73ZM72 141V142H73ZM96 141V140H95ZM99 141V140H98ZM97 141V142H98ZM136 141V140H135ZM149 141H150V139H149ZM155 141H157V142H155ZM159 141V142H160ZM211 141V140H210ZM209 141V142H210ZM22 142V140L20 141V143ZM27 142H25V143H22V144H25L26 145V143ZM68 142V141H67ZM76 142V141H75ZM92 142V141H91ZM109 142V141H108ZM113 142V141H112ZM144 142V141H143ZM158 142V144H160ZM172 142V141H171ZM208 142V141H207ZM214 142V141H213ZM4 143V142H3ZM37 144V141H35L34 142V144ZM77 143V142H76ZM90 143V142H89ZM102 143V142H101ZM104 143V142H103ZM123 143V142H122ZM173 143V142H172ZM198 143H199V141H198ZM197 143V144H198ZM202 143V142H201ZM248 143V142H247ZM29 144L27 145V146H24V145H22V146H24V147H21V148H25V147H27L26 149H27V151H24L25 149H23V151H22V149L20 150V151H22L23 153H25V152H29L30 153V151L28 150V146H29ZM34 144L32 143V145H33V147H31L30 149L31 150H34ZM35 144V145H36ZM94 144V143H93ZM96 144V143H95ZM95 144H94V146H95ZM98 145H99V143H97ZM125 144V143H124ZM135 144H137V143H135ZM196 144V145H197ZM208 144V143H207ZM211 144V143H210ZM214 144V143H213ZM11 145V144H10ZM66 145V144H65ZM75 145V144H74ZM77 145V144H76ZM86 144H84V146H85ZM90 144H88L87 145V147H90L89 146ZM106 145V144H105ZM111 145H113V143L111 144ZM138 145V144H137ZM161 145H162V143H161ZM161 145H158V146H160V148H162L161 147ZM202 145V144H201ZM6 146V145H5ZM72 146V145H71ZM109 146V145H108ZM125 146V145H124ZM127 146V145H126ZM204 146V145H203ZM206 146V145H205ZM204 146V147H205ZM209 146V145H208ZM19 147V146H18ZM70 147V146H69ZM73 147V146H72ZM87 147H85L86 149H87ZM96 147V146H95ZM150 147V148H149ZM177 147V146H176ZM175 147V148H176ZM202 147V146H201ZM211 147V146H210ZM15 148H16V146H15ZM33 148V149H32ZM67 148V147H66ZM71 148V147H70ZM76 148V147H75ZM77 148H78V146H77ZM76 148V149H77ZM82 148V147H81ZM97 148V147H96ZM96 148H95V150H96ZM124 148H126V147H124ZM152 148V149H151ZM156 148V149H155ZM180 149H181V147H179ZM178 148V149H179ZM76 149H74V150H76ZM79 149H80V146H79ZM77 150V151H80V150ZM83 149H84V147H83ZM92 149V148H91ZM94 149V148H93ZM103 149V148H102ZM130 148H128V150H129ZM154 149H155V152H154ZM206 149V148H205ZM210 149V148H209ZM72 151H73V149H71ZM70 150V151H71ZM88 150V149H87ZM134 150V149H133ZM148 150H149V152H148ZM160 151H161V149H159ZM163 150V149H162ZM167 150V149H166ZM166 150H165V152H166ZM182 150V149H181ZM196 150V149H195ZM84 151V150H83ZM83 151L81 150V152L80 153H82L81 155H83V157L82 158H86V159H88V160H86V159H84V160H86L87 162L89 161V157L91 156H89L87 153L88 152H85L84 151V153L85 154H87L86 156H85V154L83 153ZM97 151V150H96ZM126 151V150H125ZM138 151H140V150H137V155L135 156V158L137 159V161L140 163V165L141 166H139V167H141V168H138V170L140 169L141 171L143 170V171H145V170H147V169H150L151 168V165H152V163L150 162V161H148L147 162V160H145V158H144V160H143V158H142V156H140L139 154H143L142 152H139L138 153ZM208 151V150H207ZM206 151V152H207ZM12 152V151H11ZM33 152V151H32ZM34 152H36V151H34ZM61 152V151H60ZM68 152V151H67ZM99 152V151H98ZM106 151L105 150H103V153H105ZM131 152H132V150H131ZM134 152V154H135V151H133ZM176 152H178V150H177V148H176ZM188 152V151H187ZM15 153V152H14ZM28 153V154H29ZM71 153V152H70ZM70 153H68V154H70ZM75 153V152H74ZM73 153V154H74ZM77 153H79V152H77ZM103 153H101V154H103ZM116 153H119V152H116ZM164 153V152H163ZM162 153V154H163ZM168 153H169V150H168ZM172 153H174V152H172ZM190 153V152H189ZM192 153V152H191ZM208 153V152H207ZM207 153H206V155H207ZM13 154V153H12ZM19 154V153H18ZM17 154V155H18ZM21 154V158H22V153H20ZM19 154V155H20ZM28 154H24V156L26 157V156H28ZM30 154H32V153H30ZM96 154V153H95ZM100 154V155H101ZM106 154V156H104V154L103 155H101L102 157L104 156V157H108L107 155V152L105 153ZM165 154V153H164ZM175 154V153H174ZM197 154V153H196ZM199 154V153H198ZM203 154V153H202ZM211 154V153H210ZM14 155H16V154H14ZM35 155H37V154H35ZM55 155V154H54ZM61 155H66V154H64V153H62ZM71 155V154H70ZM69 155V156H70ZM75 155H77L76 153L74 154V156ZM79 155H77V156H79ZM121 155V154H120ZM129 156H130V153L128 154ZM201 155V154H200ZM9 156H11V155H9ZM59 156H60V154H59ZM66 156H68V155H66ZM77 156H75L76 157V162L75 163H77V161H79V163L81 164L82 162H80L81 160H78L77 159ZM79 156V157H80ZM85 156V157H84ZM95 156V155H94ZM98 156V159H100V157H99V154L97 155ZM122 156V155H121ZM125 156H126V154H125ZM125 156H124V153H123V157L125 158ZM128 156V157H129ZM143 156V157H144ZM167 156V155H166ZM204 156V155H203ZM202 156V157H203ZM15 157V156H14ZM72 156H70V157H68V158H71ZM88 157V158H87ZM96 157V156H95ZM101 157V158H102ZM127 157V156H126ZM195 157V156H194ZM197 157H198V155H197ZM197 157H195V160L197 161ZM210 157L212 158L213 156L212 155H210ZM53 158V157H52ZM124 158H122V159H124ZM130 158H132V156L131 157H129V159L128 160H132V159H130ZM134 158V159H135ZM32 159V158H31ZM38 159H39V155H38ZM54 159V158H53ZM63 159V158H62ZM94 159V158H93ZM92 159V160H93ZM104 159V158H103ZM108 158H106V160H107ZM134 159H133V161H134ZM207 159V158H206ZM14 160V159H13ZM15 160H16V158H15ZM18 160V161H17ZM16 161L17 162H19V158L17 159ZM24 160V159H23ZM22 160V161H23ZM50 160H51V158H50ZM49 160V161H50ZM60 160V159H59ZM66 160H67V158H66ZM65 160V161H66ZM71 160V159H70ZM91 160V161H92ZM102 159H100L99 161V164L101 163H103V161L105 160H103V161H101ZM104 161V162H106V164H103L104 166L103 167H105L106 168V165H107V161ZM121 160V159H120ZM124 160H126V159H124ZM191 160V159H190ZM21 161V160H20ZM48 161V160H47ZM52 161V160H51ZM56 162H57V159L55 160ZM62 161H64V159L62 160ZM75 161V160H74ZM74 161H73V163H74ZM85 161V162H86ZM89 162V163H87V164H91L93 161H95V159L92 161V162ZM98 160H96L95 162H97ZM109 161V160H108ZM123 161V160H122ZM122 161H121V163H122ZM217 161H218V163H217ZM24 162V161H23ZM28 162V161H27ZM26 161H25V164L27 163ZM84 162V163H85ZM198 162V161H197ZM208 162V161H207ZM20 163V165H21V162H19ZM52 163H53V161H52ZM60 163V162H59ZM64 163V162H63ZM84 163H82V165H81V167H83L84 168ZM112 163V162H111ZM110 162H108V164H111ZM114 163V162H113ZM131 163V162H130ZM177 163V162H176ZM182 163V162H181ZM211 163V162H210ZM215 163H214V165H215ZM18 164V163H17ZM24 164V165H25ZM29 164V163H28ZM32 164V163H31ZM48 164H49V162H48ZM55 164V163H54ZM53 164V165H54ZM65 164V163H64ZM86 164V163H85ZM93 164V163H92ZM96 164H98V163H96ZM98 164V165H99ZM124 164H126V163H123V165ZM127 164H129L128 162H127ZM126 164V165H127ZM134 164V163H133ZM30 165V164H29ZM42 165V164H41ZM50 166L52 165V164H49ZM56 165V164H55ZM60 165L62 166V163H60ZM69 165V164H68ZM73 165V164H72ZM77 165V164H76ZM94 165V164H93ZM92 165V166H93ZM113 165V164H112ZM121 165V164H120ZM123 165H121V166H123ZM132 165V164H131ZM181 165V164H180ZM179 165V166H180ZM19 166V165H18ZM23 166V164L21 165V167ZM25 166H28V165H25ZM70 166V165H69ZM92 166H91V168H92ZM95 166V168H96V166L97 165H94ZM93 166V167H94ZM100 166V165H99ZM109 167H110V165H108ZM107 166V169H109V167ZM133 166V165H132ZM166 166V165H165ZM182 166H184V165H182ZM193 166V165H192ZM216 166V165H215ZM31 167V166H30ZM52 167V166H51ZM63 167V166H62ZM74 167V166H73ZM86 167V166H85ZM90 167V166H89ZM102 169H104L103 167H102V165L100 166ZM126 167V166H125ZM189 167V166H188ZM11 168H12V166H11ZM23 168V167H22ZM48 168H49V166H48ZM53 168H54V166H53ZM99 168V167H98ZM101 168H100V170L98 171V172H100L101 171ZM111 168V167H110ZM114 168V169H113ZM112 169L115 171L116 169V167L114 166ZM130 168V167H129ZM136 168V170H137V167H135ZM161 168V167H160ZM202 168H203V166H202ZM216 168V167H215ZM24 169V168H23ZM27 169L29 170V168L27 167ZM86 169H88V167H86V168H84L83 169V171L84 170H86ZM97 169V168H96ZM96 169H95V171H96ZM134 169V168H133ZM168 169V168H167ZM172 168H170V170H171ZM177 169H179V168H177ZM209 170H211L210 168H208ZM20 170H21V168H20ZM25 170V169H24ZM27 170V171H28ZM49 170H50V168H49ZM54 170H55V168H54ZM57 170V169H56ZM60 170V169H59ZM59 170H57L58 171V174L60 173L59 172ZM68 170H70V168L68 169ZM94 170V169H93ZM111 170V169H110ZM135 169H134V171H136ZM136 171L137 173L140 171ZM174 170H176V169H174ZM200 170V169H199ZM208 170V171H209ZM23 171V170H22ZM75 172H76V170H74ZM87 171H89V172H87L90 176H91V174L93 173V172H91L90 171V169L89 170H87ZM104 171H106L105 169H104ZM129 171H130V169H129ZM132 171V170H131ZM133 171V172H134ZM149 171V170H148ZM155 171V170H154ZM159 171V170H158ZM194 171V170H193ZM207 171V170H206ZM9 172H10V170H9ZM8 172V173H9ZM52 172L54 173V171L52 170ZM51 172V174H52V176L51 177H53V173ZM70 172H72V171H70ZM91 172V173H90ZM107 172H109V170L107 171ZM106 172V173H107ZM132 173L131 175H132V177L134 178L136 175H137V173ZM157 172V171H156ZM165 172V171H164ZM196 172H198V170L196 171ZM201 172H203V173H205L204 171H201ZM200 172V173H201ZM222 172H223V174H222ZM20 173V172H19ZM74 173V172H73ZM78 173H80V172H78ZM83 173V172H82ZM84 173H86V172H84ZM104 174H105V172H103ZM121 173V172H120ZM118 174L117 172L115 173V175L117 176V174L119 175V176H117V177H119L120 178V181H118V178L117 177H115L114 175H112L113 174V171H112V173L110 172V174L109 175H112V176H114L115 177V179L117 178V180H115L114 179V177L112 178L113 180H114V186H117V184L116 183H118V182H120V184H119V187L117 186L116 188H117V190L122 186L121 185V179H124L123 177L121 178L120 177V175L121 174ZM124 173V172H123ZM140 173V172H139ZM149 173V172H148ZM179 173V172H178ZM215 173V172H214ZM12 174V173H11ZM13 174H15V173H13ZM18 174V173H17ZM72 174V173H71ZM76 174V173H75ZM99 174V173H98ZM101 174H102V171H101ZM164 174V173H163ZM172 174H174V173H172ZM176 174V173H175ZM212 174V173H211ZM57 175V174H56ZM80 176L79 174H76V176ZM86 175V174H85ZM106 175H108V174H106ZM124 176H125V174H123ZM130 175V176H131ZM140 175V174H139ZM138 175V176H139ZM144 175V174H143ZM150 175V174H149ZM148 175V176H149ZM208 175V174H207ZM206 175V176H207ZM222 175V176H221ZM239 175H242V176H239ZM9 176V175H8ZM58 176V175H57ZM60 176V175H59ZM58 176V177H59ZM72 176V175H71ZM75 176V177H76ZM78 176L76 177V178H78ZM83 176V175H82ZM87 176V175H86ZM129 176V177H130ZM137 176V177H138ZM151 176V175H150ZM174 176V175H173ZM264 176V175H263ZM11 177V176H10ZM10 177H9V179H10ZM15 177H17V175H15ZM40 177V176H39ZM50 177V176H49ZM75 177H73V181H75V182H77V180H75ZM81 177V176H80ZM80 177H79V179H80ZM88 177V176H87ZM103 177H106V176H104L103 175ZM129 177H126L127 178V185L128 184H130V186H131V183H132V181H131V183H130V179H129ZM132 177H131V179H132ZM154 177H156V176H154ZM168 177H169V175H168ZM205 177V176H204ZM243 177V178H244ZM18 178V177H17ZM107 178V177H106ZM144 178V177H143ZM207 178V177H206ZM219 178V179H220ZM244 178V179H245ZM251 178H253V179H251ZM51 179V178H50ZM50 179H48L49 181H50ZM70 179V180H71ZM95 179V178H94ZM93 179V180H94ZM105 179V178H104ZM111 178L109 177L108 178V184L107 185H109L110 183H112L113 184V180L111 179V181L109 182V180H110ZM141 179H142V176H141ZM150 178H148V180H149ZM177 179V178H176ZM209 179V178H208ZM214 179V178H213ZM223 179V178H222ZM221 179V180H222ZM248 179V180H249ZM263 179V178H262ZM3 180V179H2ZM11 180H13V179H11ZM11 180H10V183H8V184H11ZM57 180V179H56ZM59 180V179H58ZM81 180V179H80ZM88 180V179H87ZM90 180V179H89ZM102 180V179H101ZM107 180V179H106ZM126 180V179H125ZM135 180V179H134ZM215 180V179H214ZM255 180V181H256ZM19 181H20V177H19ZM21 181H22V178H21ZM38 181H39V179H38ZM55 181V180H54ZM123 181V180H122ZM150 181H151V179H150ZM145 182V190H143V191H140V190H142V188L140 189L139 187V189L138 190H133L134 191V193H132V191H131V194H130V192H129V190L126 192L125 191V193L127 194L128 192V194H130L129 196H130V198L132 197L134 200H136L137 202L138 201H141V203L143 204V203H145V200L147 199V197H148V195H150V196H152L151 197V199L152 198H154V199H156L155 197H157L158 195H161L162 196V194H163V197H161L162 198V200H160L159 198V200L157 201V204L159 203V205H157V204H155V206L157 205V207L158 208H155V209H157V212H155L154 214H155V218L154 219H152V220H154V221H152L153 223H154V225H153V231L154 232H156V233H154L153 235H151L150 234V232L149 233H147L146 231V233H143V236H144V234H147V236H144L145 238H146V240H142V242L143 243H145L146 241L147 242H151V240L153 241V240H160L161 239V237H162V231H161V229H160V227H158V225H160V223L162 222L161 220H160V218H163V217H166L167 215H168V213H170V217H166L165 219L166 220H170V219H174L175 221H176V219H177V221L175 222V224L174 225H172V227L171 228H173V230H175V231H177V234H180L181 233V235L182 234H184V235H186V236H192L193 234L195 235L196 233H203L204 234V228H203V226H204V220H203V217L201 216H199V217H197L196 215H197V213L199 212V210L200 209H198V205H196V203H197V201L196 202H194V201H192V199L189 197H187V196H184L183 194H182V190H181V192L179 193L180 195H181V198H179L180 197V195H179V197H176L175 199H177V198H179V199H181V201L179 200V204H177V205H179L178 206V208L177 209H175V207H173V205H172V207L175 209H169V208H166L164 205H162L161 203L162 202H168L169 203V201H171L172 203H169V204H174V203H176V201L173 203V201H172V197L175 195L176 196V193L174 194L173 192H172V190L173 189H168L167 190V188L168 187H171V180L169 181V182H164V184L160 187L158 184H152L151 185V182ZM165 181H167V180H165ZM176 181V180H175ZM179 181H180V179H179ZM212 181V180H211ZM13 182V181H12ZM23 182V181H22ZM100 182V181H99ZM144 182V181H143ZM153 182V181H152ZM171 182V183H170ZM177 182V181H176ZM233 182V181H232ZM264 182V181H263ZM66 183V182H65ZM67 183H68V185L67 186H70L71 187V185H69L70 183L68 182V180H67ZM123 183V182H122ZM154 183H156V182H154ZM158 183V182H157ZM183 183V182H182ZM199 183V182H198ZM223 183V182H222ZM257 183V182H256ZM13 184H15V185H13ZM13 184L12 185H10V189H11V186H14V187H12L13 189L14 188H17L16 186V182L14 183L13 182ZM18 184V183H17ZM20 184V183H19ZM51 184V183H50ZM64 184V183H63ZM71 184H73V182L71 181ZM88 184H90V183H88ZM102 184V183H101ZM100 184V185H101ZM177 184V186H178V183H176ZM196 184V183H195ZM203 184H204V182H203ZM202 184V185H203ZM206 184V183H205ZM204 184V185H205ZM214 184V183H213ZM225 184V183H224ZM230 184V183H229ZM1 185V184H0ZM43 185V184H42ZM57 185V184H56ZM77 185V184H76ZM111 185V184H110ZM127 185H125L126 186V188L127 187H130L129 185L127 186ZM144 185V184H143ZM222 185V184H221ZM262 185V184H261ZM90 186V185H89ZM113 186V185H112ZM179 186H180V184H179ZM178 186V187H179ZM63 187L64 186H62L61 188L63 189ZM66 187V186H65ZM69 187V188H70ZM75 187V185L73 184V186L71 187L72 189ZM82 187V186H81ZM86 187V186H85ZM124 187V186H123ZM122 187V188H123ZM157 187H160V189L162 190V192H160L161 190H159V189H156ZM182 187V186H181ZM184 187V186H183ZM209 187V186H208ZM238 187H240V186H238ZM237 187V188H238ZM246 187V186H245ZM244 187V188H245ZM248 187V186H247ZM8 188V189H9ZM68 188V187H67ZM67 188H66V191H67ZM70 188V191H73L72 189ZM78 188H80L79 186L77 187V189ZM83 188V187H82ZM107 188H109L108 186H107ZM121 188V189H122ZM125 188V187H124ZM241 188V187H240ZM9 189V190H10ZM13 189H12V192H13ZM84 189V188H83ZM82 189V190H83ZM115 189V188H114ZM121 189H119V190H121ZM130 189V188H129ZM131 189H133V188H131ZM130 189V190H131ZM144 189V188H143ZM179 188H177V191H180V190H178ZM182 189V188H181ZM190 189V188H189ZM239 189V188H238ZM254 189V188H253ZM31 190V189H30ZM45 190V189H44ZM76 190V187H75V189H74V191ZM87 190H88V188H87ZM85 190L86 192H84V190H83V192L81 191V189L79 190L81 193H83V195H85L86 193H90L89 191L90 190ZM119 190H118V192H119ZM198 190V189H197ZM226 190V189H225ZM234 190V189H233ZM244 190V189H243ZM27 191H29V190H27ZM42 193H43V190H40ZM46 191V190H45ZM77 191V190H76ZM78 191V192H79ZM110 191V190H109ZM248 191H250V190H248ZM16 192V191H15ZM68 192V191H67ZM159 192H160V194H159ZM192 192V191H191ZM194 192V191H193ZM200 192V191H199ZM206 192V191H205ZM11 193V192H10ZM41 193V194H42ZM52 193V192H51ZM68 193H71V194H74L73 192H68ZM80 193V195H82ZM119 193H121V192H119ZM162 193V194H161ZM171 193H173V194H171ZM189 193V192H188ZM241 193V192H240ZM244 193V192H243ZM259 193V192H258ZM35 193H34V191H33V195H34ZM69 195V199H71L70 197H72L73 195ZM110 194H111V192H110ZM233 194H235V193H233ZM250 194V193H249ZM248 194V195H249ZM256 194V193H255ZM263 194V193H262ZM24 194H22V201H23V199H25V197H26V193H25V197L23 196ZM30 194H28L27 195V197L29 196ZM36 195V194H35ZM43 195H46L45 193L43 194ZM42 195V196H43ZM60 195H61V193H60ZM68 195V194H67ZM79 195V194H78ZM79 195V196H80ZM87 195V194H86ZM109 195V194H108ZM114 195V194H113ZM146 195H147V197H146ZM244 195V194H243ZM242 195V196H243ZM20 196H21V194H20ZM32 196V195H31ZM31 196H29V197H31ZM38 196V195H37ZM49 196H53V195H50V193H49ZM49 196H48V192H47V198H49ZM88 196V195H87ZM107 196V195H106ZM121 196H123L122 194H121ZM129 196H128V198H129ZM235 196H237V195H235ZM239 196V195H238ZM260 196H262V195H260ZM26 197V198H27ZM45 197V198H46ZM73 197H75V195L73 196ZM72 197V198H73ZM125 197V196H124ZM202 198H203V196H201ZM200 197V198H201ZM215 197V196H214ZM247 197V196H246ZM253 197V196H252ZM33 198H35V197H32V199H31V201H28L29 202V204L28 203H26V205H28V207H30L31 209H32V207H31V205H30V202H33L32 200H33ZM37 198H39V197H37ZM36 198V199H37ZM41 198V197H40ZM51 198V197H50ZM49 198V199H50ZM65 198H66V196H65ZM76 198V197H75ZM89 198V197H88ZM102 198V197H101ZM108 198V197H107ZM112 198V197H111ZM117 198H118V196H117ZM126 198H127V196H126ZM127 198V199H128ZM149 199H150V197H148ZM199 198V199H200ZM208 198V197H207ZM239 198V197H238ZM250 198V197H249ZM262 198V197H261ZM20 199V198H19ZM29 199V198H28ZM43 198H41V199H39L41 202H42V207L40 206H38V208L40 209V208H42L40 211H43V212H41L42 213V216H43V218H44V215L45 214H51L52 216L53 215H55V213H57L61 208L63 209V207H64V205H62V206H60L61 204H63V203H61V204H59V202L58 203H55V204H57V205H55V204H53L52 202V204L53 205H51L50 204V200H48V199H46V201L43 199ZM68 199V200H69ZM80 199V198H79ZM94 199V198H93ZM125 199V198H124ZM123 199V200H124ZM133 199L131 200V203H133L132 201H133ZM153 199V200H154ZM206 199V198H205ZM232 199V198H231ZM256 199H258V198H256ZM21 200V199H20ZM26 200V199H25ZM38 200V199H37ZM47 200L49 201V202H47ZM52 200V199H51ZM73 199H71V201H72ZM76 200V199H75ZM95 200H97V199H95ZM94 200V201H95ZM114 200V199H113ZM148 200V199H147ZM146 200V201H147ZM152 200V202H150L151 204L148 206L149 208H150V206L153 204V201ZM193 200H194V198H193ZM233 200H234V198H233ZM242 200V199H241ZM262 200V199H261ZM264 200V199H263ZM35 201V200H34ZM45 201V203L46 204H44L43 202ZM55 201H57V200H55ZM55 201H53V202H55ZM74 201V200H73ZM118 201V200H117ZM160 201V202H159ZM203 201V200H202ZM206 201H209V200H207L206 199ZM239 201L240 200H238V202L236 203V205H234V206H237V208H238V206L240 205V203H239ZM255 201V200H254ZM38 202V201H37ZM69 202H70V200H69ZM86 202V201H85ZM135 202V201H134ZM253 202V201H252ZM251 202V203H252ZM16 203V202H15ZM124 203H125V200H124ZM126 203H128V202H126ZM154 203H156V202H154ZM167 203V204H168ZM223 203V202H222ZM242 203H244V202H242ZM259 203H261L260 201H259ZM17 204V203H16ZM15 204V205H16ZM34 204H36L37 205V203L35 202H33V205ZM71 204H72V202H71ZM88 204V203H87ZM113 204V203H112ZM116 204V203H115ZM166 204V203H165ZM25 205V204H24ZM36 205H34L33 206V209H37L35 206ZM44 205V206H43ZM59 205V206H58ZM72 205H74V202H73V204ZM81 205H82V203H81ZM262 205V204H261ZM16 206H19V205H16ZM16 206H14V202H13V205L12 204H10V203H8L7 205L6 204H4V202H2L1 203V201H0V212L3 214V211H5L6 213H4V214H6V218L8 219V221L7 222H5V224L6 225H4V227L2 226V228H0V234H6V236H4L5 238L7 237V235H8V247L10 248V245L12 244V242L14 243V241L13 240H15V237H16V235H17V233H19L20 234V232H22V233H24V232H27L28 233V235L26 236L27 237V241L25 242V243H23L24 242V240H23V248L21 247V249H23L22 251V253H24L25 251H27L28 250V248H29V245L31 244V242H32V244H33V242L34 241H32L33 240V238L32 237H30V236H35V232L31 229V226L33 225V224H35V226H36V223H38V222H40V223H42V222H45L46 221V219H45V221L43 220V221H41L43 218L41 217V215L39 214L38 215V212H37V216H35L33 213V210H32V214H33V216L32 217H30V215L28 214H24L23 213V211L22 210H20V209H18V208H16ZM84 206V205H83ZM88 206H89V204H88ZM125 206H127V204H125ZM124 206V207H125ZM135 207H133V205H132V207H130L129 206V204H128V208L127 207H123L124 209H125V211H124V213H123V218L124 219H126V218H128L129 219V221L130 220H140V221H143L145 218H144V214H142L141 213V210H140V208L138 209V208H136V205H134ZM146 206V205H145ZM168 206V205H167ZM171 206V205H170ZM215 206V205H214ZM259 206V205H258ZM264 206V205H263ZM25 207V206H24ZM35 207V208H34ZM69 207V206H68ZM68 207L66 208V209H63V213H64V216H66L67 217V215H70V212H69V214L67 213L68 211L67 210H69L70 211V208L68 209ZM130 207V208H129ZM65 208V207H64ZM83 209H84V207H82ZM127 208V209H126ZM152 208H153V206H152ZM208 208V207H207ZM222 208V207H221ZM236 208V209H237ZM240 208H241V206H240ZM29 209V208H28ZM39 209H37L36 211H39ZM61 209V210H62ZM110 209V208H109ZM122 209V208H121ZM155 209H151V210H154L155 211ZM222 209H224V208H222ZM253 209V208H252ZM259 209V208H258ZM261 209V208H260ZM260 209L258 210V211H260ZM264 209V208H263ZM58 210V211H57ZM60 210V211H61ZM79 210V209H78ZM82 210V209H81ZM81 210H80V212H81ZM86 210V209H85ZM233 210V209H232ZM241 210H242V208H241ZM35 211V210H34ZM153 211V212H154ZM172 211H174L175 212V214L173 215V212ZM62 212V211H61ZM143 212V211H142ZM153 212H151V213H153ZM229 212V211H228ZM235 212V211H234ZM241 212H243V211H241ZM246 212V211H245ZM1 213H0V215H1ZM26 213V212H25ZM36 213V212H35ZM172 213V214H171ZM201 213V212H200ZM222 213L224 214V211H222ZM226 213V212H225ZM233 213V212H232ZM237 213V212H236ZM261 213H262V211H261ZM61 214V213H60ZM82 214V213H81ZM148 215H150V213H147ZM146 214V215H147ZM229 214V213H228ZM240 213H238V215H239ZM243 214V213H242ZM61 215H63V214H61ZM87 215V214H86ZM147 215V216H148ZM173 215V216H172ZM235 215V214H234ZM262 215V214H261ZM29 216V217H28ZM51 216V217H52ZM242 216H244V215H242ZM42 219H41V218ZM110 217V216H109ZM150 217V216H149ZM152 217V216H151ZM224 217V216H223ZM227 217V216H226ZM119 218V217H118ZM144 218V219H143ZM148 218V217H147ZM158 218V219H157ZM168 218H170V219H168ZM220 218H222V217H220ZM240 218V217H239ZM53 219V218H52ZM59 218L57 217V220H58ZM61 219V218H60ZM91 219V218H90ZM98 219V218H97ZM150 219V218H149ZM172 219V220H173ZM238 219V218H237ZM242 219V218H241ZM256 219V218H255ZM55 219H53V221H54ZM57 220H55L58 224H59V226H58V228L62 225V226H64L63 224H62V222H63V218L61 219L62 220V222H60V221H57ZM95 220H96V218H95ZM173 220V221H174ZM260 220H262V219H260ZM54 221V222H55ZM105 221V220H104ZM103 221V222H104ZM128 221V222H129ZM161 221V222H160ZM219 221V220H218ZM222 221V220H221ZM238 221H240V219L238 220ZM237 221V222H238ZM244 221H245V219H244ZM4 222V221H3ZM145 222V221H144ZM143 222V223H144ZM151 222V221H150ZM211 222H213V221H211ZM223 222V221H222ZM235 222V221H234ZM255 222L256 223H258V221H256L255 220ZM60 223H61V225H60ZM138 223V222H137ZM215 223V222H214ZM246 223H247V221H246ZM250 223H251V221H250ZM56 224V223H55ZM91 224H93V223H91ZM105 224H106V222H105ZM109 224H110V222H109ZM113 224V223H112ZM136 224V223H135ZM134 224V225H135ZM138 224H140V223H138ZM145 224V223H144ZM220 224H222V223H220ZM253 224H255V223H253ZM38 225V224H37ZM39 225H41V224H39ZM38 225V226H39ZM47 225V224H46ZM53 225H54V223H53ZM52 225V226H53ZM137 225V224H136ZM165 225H167V223L165 224ZM210 225H212V224H210ZM264 225V224H263ZM104 226V225H103ZM124 226V225H123ZM126 226V225H125ZM142 226V225H141ZM214 226V225H213ZM218 226V225H217ZM257 226H259V223L256 225L255 224V226H253V227H257ZM34 227V226H33ZM57 228V226L55 225L54 226V228ZM98 227H100V226H98ZM105 227V226H104ZM138 227V226H137ZM136 227V228H137ZM168 227V226H167ZM166 227V228H167ZM212 227V226H211ZM221 227H222V225H221ZM226 227V226H225ZM224 227V228H225ZM246 227V226H245ZM53 228V227H52ZM55 228V229H56ZM70 228V227H69ZM107 228V227H106ZM208 228V227H207ZM214 228V227H213ZM239 228V227H238ZM8 229V230H7ZM48 229H50V228H48ZM60 229H61V227H60ZM95 229V228H94ZM113 228H111V231H113L112 230ZM131 227H128V226H126V227H124L122 230H121V232H125L126 234H129V232L131 231ZM147 229H148V227H147ZM215 229H216V227H215ZM226 229V228H225ZM249 229V228H248ZM36 230V232H37V229H35ZM54 230V229H53ZM52 230V231H53ZM57 230V229H56ZM65 230V229H64ZM92 230V229H91ZM115 230L116 231H118L116 228H115ZM114 230V231H115ZM150 230V229H149ZM165 230V229H164ZM172 230V229H171ZM213 230V229H212ZM211 230V231H212ZM60 231V230H59ZM97 231H99V230H97ZM100 231H101V227H100ZM134 231V230H133ZM152 231V232H153ZM161 231V232H160ZM168 231H169V229H168ZM221 231H223L222 229H221ZM32 232H34L33 233V235H32ZM58 232V231H57ZM88 232L89 231H87V229H82V228H71L70 230H68V231H66V233L67 234H65V232H64V234H65V236L63 237V239H62V246H64L66 249L68 248V246H69V244H73L76 248L75 249H81V250H83V251H85V253H91V255H94V254H99L102 250H104V248H106L107 249V244L110 242V241H113V240H115V239H113L118 233H116V232H109L110 234H109V236H105V238L104 239H100L99 237H97L96 236V238L98 239H96V241L97 242H93V238H91V239H93V240H91L89 237H90V235H88ZM92 232V231H91ZM120 232V233H121ZM132 232V231H131ZM226 232H228V231H226ZM254 232V231H253ZM93 233H95V232H93ZM134 233V232H133ZM160 233H161V235H160ZM232 233V232H231ZM257 233V232H256ZM259 233V232H258ZM63 234V233H62ZM89 234H90V232H89ZM100 234H102V233H100ZM149 234V235H148ZM172 234H174V232H172ZM251 234V233H250ZM263 234H264V232H263ZM24 235V234H23ZM36 235H38L39 236V234H36ZM95 235V234H94ZM103 235V234H102ZM151 235V236H150ZM198 235V234H197ZM205 235V234H204ZM207 235V234H206ZM229 235V234H228ZM1 236V235H0ZM60 236V235H59ZM100 236V235H99ZM140 236V235H139ZM148 236H150L149 237V239H147L148 238ZM3 237V238H4ZM101 237V236H100ZM141 237V236H140ZM175 237V236H174ZM178 237V236H177ZM195 237V236H194ZM193 237V238H194ZM208 237V236H207ZM225 237V236H224ZM231 237V236H230ZM257 237V236H256ZM5 238H4V241H5ZM6 238V239H7ZM18 238V237H17ZM24 238V237H23ZM30 238H32V240L30 239ZM43 238V237H42ZM41 238V239H42ZM90 240H89V239ZM118 238V237H117ZM233 238V237H232ZM113 239V240H112ZM0 240H2L3 241V239H0ZM17 240H19V238L18 239H16V241ZM31 240V242H29ZM46 240H48L47 238H46ZM46 240H42L43 242L42 243H45V242H47ZM126 240V239H125ZM148 240H150V241H148ZM185 240V239H184ZM189 240H190V238H189ZM195 240V239H194ZM264 240V239H263ZM45 241V242H44ZM91 241L94 243L93 245H91ZM95 241V240H94ZM134 241H135V239H134ZM134 241H133V243H134ZM193 241V240H192ZM18 242V241H17ZM40 242V241H39ZM38 242V243H39ZM54 242V241H53ZM138 242V240L136 241V243ZM187 242H188V240H187ZM194 242V241H193ZM228 242V241H227ZM0 243H1V241H0ZM30 243V244H29ZM37 243V242H36ZM35 242H34V244H36ZM41 243V242H40ZM58 243V246H55V247H59V242H57ZM185 243V242H184ZM189 243H190V241H189ZM3 244H5L6 245V243H4V242H2V245ZM16 244V243H15ZM31 244V245H32ZM47 244V243H46ZM139 243H137V245L136 246H138V247H140V248H142V246L144 245H142V246H140V245H138ZM141 244V243H140ZM149 244H151V243H149ZM192 244V243H191ZM213 244V243H212ZM235 244V243H234ZM1 245V246H2ZM19 245V244H18ZM43 245H45V244H43ZM43 245H41V246H43ZM130 245V244H129ZM188 245V244H187ZM199 245V244H198ZM1 246H0V252H5L6 251V249H5V251L3 250V248H1ZM33 246V245H32ZM49 246V245H48ZM48 246H46L47 248H48ZM72 246V245H71ZM131 246V245H130ZM202 245H200V247H201ZM63 247V248H64ZM137 247V248H138ZM196 247H197V245H196ZM203 247V246H202ZM201 247V248H202ZM207 247H209L208 245H207ZM7 248V247H6ZM44 248H45V246H44ZM46 248V249H47ZM72 248H73V246H72ZM122 248V247H121ZM197 248H199V247H197ZM8 249V248H7ZM56 249V248H55ZM70 249V248H69ZM229 249V248H228ZM14 250V249H13ZM31 250V249H30ZM30 250H28V251H30ZM45 250V249H44ZM48 250V249H47ZM47 250H45V252L44 253H46V251ZM57 251H55V253H53V254H57V252H58V248L56 249ZM61 250V249H60ZM68 250V249H67ZM72 250V249H71ZM131 250H132V248H131ZM8 251H11V249L10 250H7V252ZM32 251V250H31ZM30 251V252H31ZM36 251V250H35ZM51 251V250H50ZM53 251V250H52ZM62 251H63V249H62ZM66 251V250H65ZM70 251V250H69ZM68 251V252H69ZM73 251V253H75V255L78 253V254H82V253H80L78 250L76 251V252H74V250H72ZM71 251V252H72ZM116 251V250H115ZM49 252V251H48ZM47 252V253H48ZM106 252V251H105ZM19 253V252H18ZM21 253V254H22ZM26 253H28V252H26ZM26 253L24 254V255H21V256H26V257H24V259H27L26 261H28L30 258H27V255H29V254H27L26 255ZM34 255H35V253L34 252H32ZM50 253V252H49ZM63 253V252H62ZM66 253V252H65ZM73 253H71V255H69V257L70 256H72V257H70L73 261H74V259H76L75 257H74V254ZM116 253V252H115ZM31 254V253H30ZM40 254V253H39ZM68 254H70V252L68 253ZM67 254V255H68ZM123 254V253H122ZM139 254V253H138ZM206 254V253H205ZM33 255V256H34ZM41 255V254H40ZM64 255V254H63ZM91 255H90V257H91ZM118 255H119V251H118ZM121 255V254H120ZM119 255V256H120ZM136 255V254H135ZM134 255V256H135ZM42 256V255H41ZM40 256V257H41ZM83 256V254L81 255V257ZM205 256V255H204ZM209 256V255H208ZM216 256V255H215ZM15 257V256H14ZM35 257V256H34ZM37 257H39L38 256V254H37ZM39 257V258H40ZM45 257V256H44ZM54 257H55V255H54ZM63 257V256H62ZM62 257H61V259H62ZM68 257V256H67ZM67 257H66V259H67ZM78 257H80V255L78 256ZM121 257V256H120ZM131 257V256H130ZM138 257V256H137ZM214 257V256H213ZM39 258H37V259H39ZM60 258V257H59ZM58 258V259H59ZM87 258H89L88 256H87ZM92 258V257H91ZM91 258H89V260L91 259ZM119 258V257H118ZM211 258V257H210ZM259 258V257H258ZM34 259V258H33ZM33 259H31L32 261H33ZM40 259H43V258H40ZM39 259V260H40ZM85 259V258H84ZM113 259V258H112ZM215 259V258H214ZM213 259V260H214ZM50 260H51V258H50ZM49 260V261H50ZM70 260V259H69ZM77 260V259H76ZM117 260V259H116ZM151 260V259H150ZM150 260H148V261H150ZM207 260V259H206ZM261 260V259H260ZM19 261H20V259H19ZM30 261V260H29ZM65 261H67V260H65ZM65 261L63 262V264L65 263ZM71 261V260H70ZM86 260H84V262H85ZM88 261V260H87ZM250 261V260H249ZM21 262V261H20ZM24 262V261H23ZM34 262V261H33ZM35 262H37V261H35ZM76 262V261H75ZM80 262H81V260H80ZM80 262H79V264H80ZM110 262V261H109ZM122 262V261H121ZM121 262H119V263H121ZM151 262V261H150ZM217 262V261H216ZM10 263V262H9ZM26 263V262H25ZM31 263V262H30ZM86 263V262H85ZM111 263V262H110ZM115 263V262H114ZM12 264V263H11ZM21 264V263H20ZM22 264H24V263H22ZM27 264H29V262H27ZM32 264V263H31ZM87 264V263H86ZM118 264V263H117ZM126 264V263H125ZM201 264V263H200ZM232 264V263H231Z\"/></svg>",
  "mask_w": 264,
  "mask_h": 264
}]
</instances>
